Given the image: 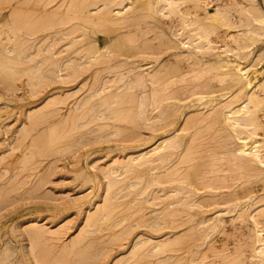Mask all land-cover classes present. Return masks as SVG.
Listing matches in <instances>:
<instances>
[{
    "label": "bare ground",
    "instance_id": "6f19581e",
    "mask_svg": "<svg viewBox=\"0 0 264 264\" xmlns=\"http://www.w3.org/2000/svg\"><path fill=\"white\" fill-rule=\"evenodd\" d=\"M26 1V0H25ZM30 1H32V0H30ZM29 1V2H30ZM36 1V0H35ZM41 1H43V0H41ZM67 1V0H66ZM69 1V0H68ZM76 2H77V0H75ZM80 1V2H79ZM78 2L81 4V0H79ZM86 0H83V2L84 3H82V5L83 4H86V3H88L89 2V4H92V5H90V6H92L91 8H93L95 5L93 4L94 3V1L95 0H92L93 1V3H91L90 2V0L89 1H87V2H85ZM99 1H101V3H103L104 1L103 0H99ZM108 1V0H107ZM106 1V3H105V6L103 7L102 6V9L100 8V10H97V11H99V12H96L95 10H93V11H95V13L94 14H96L95 16H93L92 17V15L90 14V13H88L86 16H84V14H85V12H82V14L80 13V15H81V17H80V15H79V13L78 12H80L79 10H78V12L77 11H75L74 10V12H77L76 13V15H79L78 17H80L82 20H86V21H94L95 19H97L98 21H100V22H102L103 24L105 23L106 25H110V24H116L117 26H118V24H119V26H120V24H122L124 21H127V22H124V23H127V25L128 24H130L129 23V21H130V19H129V17H128V19L127 20H125L126 19V15H127V12L129 13V11L130 12H132L131 11V9H133V10H138L139 8H138V6L136 5L137 3H134L132 0H129V2L132 4L130 7H127L126 6V4L124 5V4H122V2L123 3H125L123 0H122V2L121 3H119L120 2V0L118 1V0H110V1H108L107 2ZM118 1V2H117ZM23 2H24V0H23ZM46 2V4L44 3V6H45V8L46 7H48V5L50 6V5H52V3H54L55 4V2H54V0H46L45 1ZM58 2H60V1H58ZM62 2V1H61ZM76 2H74V4H72V5H75L76 6ZM98 1L96 0V3H97ZM27 3V2H26ZM31 3V2H30ZM37 4H40V3H43V2H40V0L38 1V2H36ZM62 3H64V2H62ZM66 3V2H65ZM76 3V4H75ZM129 3V4H130ZM148 3V5H146ZM147 3L145 4L146 6H145V8H144V6H141L140 5V10L142 11L143 9V12L144 11H151L152 13L154 12V11H156V9H157V11H160L161 10V7L163 6H165V4L167 5V6H169L170 8L171 7H174V6H176L177 7V5L179 6L180 4L181 5H183L184 3H186V7H190V11L189 12H186V13H183L182 14V18H183V20H184V23H182L181 25H179L178 27L179 28H174V27H172V26H170L169 27V29H167V30H170L169 32H170V35H171V37H173V40L174 41H172L174 44H172L171 45V40H172V38H170L171 40H170V43L168 42L167 44H170L171 45V48H175V49H183V50H185L186 52H187V54H185V55H179V56H181L182 58H183V60L184 61H186L187 62V64H189L188 66H189V68L187 69L185 66H183V64H184V62L183 61H175L176 63H177V66H176V68H174L175 69V72H174V74L172 73V76H170V77H166V76H164V75H162V74H164L165 72H162L160 69L162 68V70L164 69L165 71H167L166 69H167V67H166V65L164 66V67H162L161 65H160V67L161 68H153V69H148V67L147 68H144L143 67V65H141V64H138V63H131L132 62V60L131 61H129L128 62V60H125L124 61V59H123V61H120V60H118L119 61V64H120V66H127V65H129L130 66V68H132V69H129V71H130V73L132 74V79H130V81L127 83V84H125V85H123V87L121 88V87H117L116 89H114L115 91H111V93H110V91L108 90V89H112L114 86H115V84H117V83H120V82H123L122 80V77L123 76H125V74L122 76L121 75V77H120V75H118L117 73H118V69L116 70V72L114 71L116 68H118V67H116L115 69L113 68V66L112 65H110V62L111 61H109V60H113L112 58H116V57H113V56H115L116 54H118L119 55V53H120V51H118L119 49L117 48L118 47V44H119V37L118 38H116V39H114L115 40V44H114V46H117L115 49H112V48H114V47H112L111 48V46L113 45H111V43H113V42H111L110 41V47H108V46H103L104 47V52H105V54H104V52L102 53V48H100V49H98V47H99V43L97 44V45H95L96 43H91V41H90V43H88V42H86L85 43V41L86 40H82L81 39V41H80V39L79 38H82V36H84V38L83 39H88L89 38V40H91L90 39V36H88V33L87 32H89V31H87L86 32V30H87V28L85 29L84 28V26H83V28H82V25H85L86 24V22H84L83 21V23H79V24H73V25H71V27L70 28H67V27H65V29H64V27L62 26V25H65L66 23H72L73 21H75L73 18H72V22H71V20H69V17H67L66 18V20H64V17H66L67 15V13L70 15V14H72V8L70 9L69 8V5L71 4V2H69V5H67V3H66V5H67V10L66 9H63V10H59V9H55V10H46V9H44V11H45V13L43 12V14L42 15H39V16H41V18L39 17V16H37L36 14H37V12L35 11H32L34 8H33V6H31L32 7V9H31V7L29 8V10L31 9V14H33V15H35V16H37V18H34L35 20H33L32 22H29V18L31 19V17H29L28 18V20L26 19V18H24L25 17V13L23 14L24 15V17H22L21 15H19V12H17L16 11V9H17V7L15 8V10H14V7H13V11L11 12V15L9 16L10 18L8 19V23H7V25L10 23H12V26H15V27H12L11 25H9V26H11L13 29L11 30L10 29V31L12 32L11 34L13 35V33L15 34V36H16V39H14L15 38V36H10L11 37V40H12V42H11V40H9L10 38H9V35L7 36V37H4L3 36V29L6 27L5 25H4V28H3V24L1 25L2 26V31L0 30V32H2V35H1V37H0V39L2 38V36H3V38L0 40V41H5L6 43H8L7 42V40H9L10 41V44H7V45H11V46H6V44H4L5 42H0L1 43V45L3 44V45H5L6 46V49H7V51L5 50L4 52H7V53H9V54H7V53H4L5 55H7V56H3L4 54H3V52H2V54L3 55H1V53H0V66H1V69L3 68L4 70H5V68H6V70L8 71V69H7V67L8 68H12L13 67V65L11 64V63H17V64H19V59H18V61H16V59H17V57H22V54L21 53H23V51H22V46L24 45L22 42L23 41H25L24 39H21L22 38V36H24V35H30L31 33H25V32H27V31H24V30H28V31H30V32H32V34H31V36H34V35H37V34H39L38 32H43V36H41L40 37V39L39 40H37V38H36V41H38V43L39 42H41L42 43V41H43V44H45L44 42H46V40H50L51 42H53V43H49L48 44V47L46 48L45 47V45L44 46H42V48H41V45L39 44V46H40V48H38L37 50H39L41 53H42V49L45 47L47 50H46V52L48 53V55H46L45 54V52L43 51V53L45 54H42L43 56H45L44 58H43V56L41 55V53H40V55H38L39 53L37 52V55H35L37 58H38V56H42V58L44 59V62L46 61L47 63H48V66H47V64H46V66H47V68L45 69V71L46 70H48V72H46V73H49L50 75H51V71L54 69V68H56L57 66H53L54 64H57L58 62H56L57 61V59H58V61H61L62 60V62H61V64H60V62L57 64V65H59L58 66V69L59 70H57L58 72H57V75L55 74V72L54 71H52V75H53V77H55L56 79L54 80V78L53 77H51L50 75V77H48V80L50 79V81L51 82H54V81H58V83L57 84H59V82L60 83H62V84H64V83H66V84H68L67 82H69V83H73V82H77L78 81V79L82 76V74H85L84 73V70L85 71H88V67H89V69H91V66L93 67V65L95 64V65H98V63H102V64H106V63H109L108 65H110V66H107L106 65V67L104 68V69H102V71H100L102 74H104L103 73V71L106 69V70H109V71H111V73H112V70H113V73H116V74H114L115 76H119V78H112L111 79V82L112 83H110V82H107L108 80H103L102 78H101V76H103V77H106V76H104V75H101L100 74V72L99 71H97V72H99L98 74H97V72L96 71H94V72H96V73H94V74H96V75H98L99 76V74L101 75V76H99V78H98V76L96 77L95 75V78H93V80H94V82L92 83V85H91V90H93V91H89V92H92L91 94H89V93H87V94H89L88 95V98H86L87 100L88 99H92V97H94L93 99H94V101L95 100H97L100 96V98H99V102H97V103H94V104H92V102H94V101H92V102H90L92 105L89 107V106H87L88 104H90V103H88V104H85L87 107V109H85L86 111L84 112V110H83V108H82V110H83V112H81V111H79V110H81L80 108L83 106H81L80 108H78V106H79V102H76V103H78V104H76V106L74 105V107L75 108H77V109H73V111H71L72 110V107H71V110L69 109V111H70V115H67V117H63L64 119L61 121V122H63L62 123V128H59V130L61 129H64V123H66L67 125H68V123L67 122H69V123H71V127L69 126V130L71 131H74V130H78V129H80V132H79V138H83V137H85V136H87L88 134L90 135L92 132L94 133V134H96L95 135V137H97V136H100V134H99V132L101 133V134H103L104 132H106L105 130V128L106 127H108L109 125H111V123L110 124H105V125H98V126H96V127H98L97 129H99V131L98 130H96L95 131V129L94 128H92L91 126H90V124H93V121H95V120H97L98 122H100L99 120H105L104 122H106V121H108V119L111 121V120H113L112 122H113V124L112 125H114V123L117 121V123L118 124H120L121 122H129V123H132V124H134V126L136 127V125L138 124V123H142V121H144L145 123L143 124V125H146L147 123L148 124H150L151 125V123H150V121L151 122H153V121H155V124L157 125L158 123L160 124V121H161V124H162V121H164V122H168V121H165V119L168 117V115L169 116H172V125L171 126H173L174 124H175V122H176V115L177 114H179V113H183V108H184V106H183V108L181 109L180 108V103L182 102V101H180L181 100V97H180V100H179V96L176 98L175 96H177L179 93H178V90H174V86L176 85V83H177V85H178V83H180V82H177L179 79L182 81L183 79H185L184 78V74H186V78L190 75V76H192L193 75V77L191 78L190 76V78L191 79H200V78H202L203 76H204V74L205 73H207V72H214L213 74L215 75V77L216 78H218V76H221L220 77V79H221V84H223V82L224 83H226V85L228 86V90L229 91H227V92H225V93H223L222 95H221V98H218V99H220V100H218L217 98H215L216 100H218V101H215V102H212V105H208L209 104V101H207V100H204L207 96H205V97H203L202 95H201V97H197V99H195V100H198V102H200V106L201 107H203V109H205V108H208V106H210V110L208 111V113L206 112V114H203L204 112L203 111H201V110H199V109H201V108H199L198 109V107H200L199 106V103H198V106H196L195 108H194V106L193 107H190V108H193V109H195V111H200V112H195V113H192V114H188L187 116H186V120H184L185 122L183 123V125L180 127V128H174L175 130H173V131H171L172 133V136L169 134V135H166V134H168V132L166 133V132H164L165 133V137H163L162 139H160V140H158V141H156V142H154V143H151V144H149L148 142H150V141H148L147 139H144L143 137L144 136H147V135H142L141 133H138L137 134V136H143L142 138L144 139H140L139 141H136L137 143L139 142V143H141L140 141H142V145H144L145 146V144L147 143V144H149L148 146L146 145L144 148H142V147H140L141 149L140 150H136L135 151V149H134V151H129L126 155H123L122 157L121 156H113L112 158L110 157V156H107V157H110L111 158V160L109 161V162H107L108 164L106 165H104V167L102 166V168L101 167H99L100 169H101V172H102V178H104L103 180L105 181V196L103 197V200L102 201H100V202H98V203H94V204H92L91 203V205L87 208V210H86V214H87V216H86V223H85V226H84V228H85V230L87 231V229H92V228H94L95 226L98 228L97 229V231L99 230V228L102 230V226H101V223H102V221L104 220V222L106 223V221H108L109 222V220H111V223L109 224V226H108V228L107 229H109L110 231H112L111 233H112V239H109L110 240V242H115L114 240H117V239H119V238H121V236L122 237H124L123 236V234H125V235H130L131 233V231L132 230H134V229H132L133 227H134V225H131V224H127V225H124V223L126 224V221L129 219L128 217L130 216V214L132 213V212H134V208H132L131 210H132V212L129 214V216L127 217H124V218H120V220H119V218H118V220H115V218H116V216L114 217V211H117V210H115V209H113L114 208V206L116 207L117 205H118V203H115V204H117V205H114V200L117 198V202H119V199H118V195L121 197V193L123 192V190H125L126 191V189H125V187L123 186L124 184H125V182L129 179V180H131L132 178L130 177V175L132 174H143L142 172H144L145 171V169H146V166H151L149 169H150V171H152V173H153V177L151 176V178L149 177V180L150 181H153V184L156 182H158V183H160V182H165V184H170V183H172V193L171 192H169V190H167L168 188H165L166 189V191H168L169 193H171V195L170 194H168V193H160V195L161 194H164L163 195V197L165 198L166 197V199H165V201L166 200H170V199H167L168 197L169 198H172V201L171 202H169V203H167V201L164 203V204H167L166 206H164V209L161 211V210H157V211H160V212H157V211H155V212H153V213H150L151 215L150 216H152V219L150 220V216L149 215H145L146 217H148L149 216V218H146L145 216L144 217H139L142 221H144V222H140V220H139V222L136 220V219H138V217L136 218L135 217V220L137 221V222H135L136 223V225H137V227L138 226H141V224H142V226H145V225H147V226H151V227H155V229H153V231L154 230H156V232L159 230H165L166 228H168V229H180V227H182V226H184V224L186 223H183V222H180V221H178V220H176L175 219V217L177 218V217H180L181 215H182V213H184L183 212V210L181 211V208H179L180 207V205H181V207L183 208V207H185L186 209H189L188 211H186L187 212V215L189 216V217H191V216H194V214H192L191 213V209H193V211L195 210V208H197L195 211H194V213H195V216H199V217H204V220H200V222H199V224L196 226V227H189L188 229H187V233H194V236L196 235L195 234V230H197L198 231V226L200 227L201 225V228L199 229V231L201 232H196L197 233V235L200 233V237L201 238H203V239H205L204 241L206 242V243H204V244H207V245H209L210 243L208 242V239H209V237H211V236H209L211 233H213V231H215L216 230V233H217V229H218V227L221 225V227H222V224L223 223H225V222H223V217H224V215H223V212H224V209H221V208H224L223 206H224V204H229L230 202H234V203H236V201L239 199V195H238V193H236V192H233V193H229L228 195L225 193H222V194H220V193H214L213 192V190H215L216 191V188H217V190H218V188L219 187H223L224 185H221L220 183L223 181V183L225 182V183H229V181H226L225 180V178H223V176H221V178H222V180H221V182H219V178H220V176L218 177H215L214 179H216L217 178V182L219 183V187H218V185H216L215 184V182L216 181H214V182H212L211 181V179L209 180V178H211V177H207L209 174H213V173H215L217 170H214L213 171V173H206V172H204V171H198V167H196V164L194 165H190L189 163L192 161V159H191V161H190V157H191V155H194L195 156V154H193L194 152H193V150L192 149H195L196 148V146L194 147V148H192L193 147V145H195L198 141V137L196 138V136H198L200 133V131H202L205 127H203V129L201 130H198L200 127L199 126H203V125H201V124H203L204 123V121H206L207 119H208V117H211V119H212V123L211 124H214V126L213 125H211L210 124V121H209V126H207L206 128H207V130H208V127H210V126H213V127H218V124L219 125H221V127L222 128H220L221 130H223V132L222 131H217V133L216 134H222V136H223V134L225 133L226 134V132H227V138L228 137H230V139L231 140H234L233 142H239V141H241V140H243V139H245V138H248V140H246L247 141V143H242V142H240L242 145H238V148H236V149H234V150H231L232 149V147L234 146L233 144V146H229V148H231L230 149V154H232V155H229V156H234L233 158H234V160H231V163H232V161H234V163H232V166L235 164V167L236 168H238V170L239 169H243V170H246V169H248V168H250L251 167V169L253 168L255 171H259V172H264V144L262 143V142H259V141H257V140H253V138H258V136H259V130L260 129H264V124H262L261 123V121H260V116H259V114H258V112L259 111H262V113H261V117L262 118H264V96H262L261 94H260V91L261 90H263L264 91V69H262V68H260V69H262V70H259V71H254L253 69H254V67L257 65V64H260V63H257L256 64V59L258 60V58H260L259 56H261V54H262V52H258V54H257V56L256 55H253V49L252 48H254L253 46H252V48H251V45H253L254 43V41L252 42L250 39H252V40H256V41H259V40H257V37L258 38H261L260 40L262 41V40H264V0H191V4L190 5H188L187 4V2L184 0V1H182V0H149V1H147ZM32 4V3H31ZM35 5V2H34V5L35 6H38V5ZM57 4V3H56ZM55 4V5H56ZM100 4V3H99ZM98 4V5H99ZM104 4V3H103ZM114 4L115 5H118V7L119 6H121L119 9L120 10H116L115 11V9L114 8H112V7H114ZM164 4V5H163ZM28 5H29V3H28ZM40 5H42V4H40ZM59 5H60V3H59ZM65 4H64V6H66ZM98 5H96L95 7H94V9L95 8H97V6ZM23 6V5H22ZM30 6V5H29ZM44 6H42V8H44ZM54 6V5H53ZM52 6V7H53ZM60 6H62V5H60ZM78 6L80 7L81 5H79L78 4ZM84 6V5H83ZM86 6V9H89L88 8V6L87 5H85ZM89 6V7H90ZM100 6V5H99ZM82 7V6H81ZM80 7V8H81ZM101 7V6H100ZM115 7H117V6H115ZM180 7V6H179ZM183 7H184V5H183ZM37 8V7H36ZM39 8V7H38ZM42 8H41V10H42ZM51 8V7H50ZM56 8V7H55ZM59 8V7H58ZM60 8H62V7H60ZM64 8V7H63ZM80 8H78V9H80ZM84 8V7H83ZM130 8V9H129ZM165 8V7H164ZM68 9H70V10H68ZM73 9H74V7H73ZM76 9H77V7H76ZM82 9V8H81ZM86 9H85V11H86ZM98 9H99V7H98ZM129 9V10H128ZM180 9V8H179ZM230 9H236L237 11H239L240 12V15H242L241 16V20L238 22V21H236V20H234V19H231V18H229V13L231 12L230 11ZM22 10V9H21ZM38 10V9H37ZM66 11H67V13H66ZM68 11H72L71 13H69ZM82 11V10H81ZM92 11V10H91ZM93 11H92V14H93ZM136 11L134 12H132L133 13V16H134V14L136 13ZM157 11H156V13H157ZM161 11H163V9L161 10ZM24 12H29L28 10H26V11H24ZM89 12V11H88ZM125 12V13H124ZM142 12V13H143ZM64 13H66L65 15H64ZM114 13L116 14L117 13V16H114ZM141 13V12H140ZM140 13H139V15H140ZM158 13H161V12H158ZM157 13V14H158ZM21 14V13H20ZM30 14V12H29V15H27V16H30L31 15ZM130 15H131V13H129ZM128 14V15H129ZM168 14V13H167ZM54 15L55 16H60L58 19H57V17H56V21L54 20ZM73 15H75V14H73ZM163 15H165V14H163ZM32 16V15H31ZM34 16V17H35ZM143 15L141 14V17H142ZM149 16V15H148ZM39 17V18H38ZM54 17V18H53ZM71 17H72V15H71ZM74 17V16H73ZM84 17V18H83ZM117 17V18H116ZM135 17H136V14H135ZM135 17H134V20H136L135 19ZM138 17V16H137ZM156 17V16H155ZM33 18V17H32ZM75 18H76V16H75ZM132 19H131V24H133L134 22H136V21H132L133 20V17H131ZM138 18H140V17H138ZM146 17H144L143 16V19H145ZM148 18H151V17H147L146 19H148ZM222 18H224V20L222 21ZM80 19V20H81ZM151 19H154V18H151ZM219 19H221V21L222 22H219ZM32 20V19H31ZM30 20V21H31ZM77 20V19H76ZM96 20V22H98ZM218 20V21H217ZM239 20V19H238ZM10 21V22H9ZM78 21H79V18H78ZM212 21H216V23H218V24H216L215 25V27L217 26V28H216V30L217 29H219L218 28V25H222L221 23H223V22H225V23H228L227 25H229V28L228 29H230V30H232V29H236V31H237V34H234V35H230V37H240V39H242L243 38V40L244 39H249L248 40V43H246V42H244V44H243V46L240 48V51L239 52H237L236 50H234L233 48H230L229 46H227L226 44H224V43H222V42H220V41H218V40H216L217 38L215 37V36H217L218 34H216V33H218L215 29H214V26L212 25V23L214 24V22H212ZM54 22V23H53ZM56 22V23H55ZM65 22V23H64ZM76 22V21H75ZM89 22V23H90ZM95 22V21H94ZM172 22V21H171ZM13 23H15L16 25H14ZM19 23H22V24H24V25H22V24H20L19 25ZM26 23V24H25ZM108 23V24H107ZM234 23H248L249 24V26H250V28H247L246 30H244V31H242L241 29H239V27H240V25H235ZM6 24V23H5ZM17 24L20 26H17ZM69 24H66V25H69ZM93 24V23H92ZM92 24L90 25V26H92ZM96 23H94V25H95ZM104 24V25H105ZM130 24V25H131ZM136 23H134V25H135ZM60 25L63 27H60ZM87 25V24H86ZM93 25V27L95 28V27H97V25H102L101 23L100 24H96L95 26ZM114 25H111V26H113V27H117V26H114ZM137 25H139L138 23H137ZM213 27V28H211V26ZM89 26V25H88ZM88 26H85V27H88ZM118 26V27H119ZM123 26V25H122ZM121 26V27H122ZM124 26H126L125 24H124ZM132 26V25H131ZM131 26H130V29L129 30H132V28H131ZM8 27V26H7ZM11 27H9V28H11ZM17 27H19L18 29H17ZM59 27V28H58ZM69 27V26H68ZM81 27V28H80ZM100 27H102V26H100ZM100 27H97L98 29L100 28ZM105 28H110V27H106V26H104ZM133 27V26H132ZM135 27H137V26H135ZM134 27V28H135ZM138 27H140V26H138ZM137 27V28H138ZM177 27V26H176ZM209 27H210V29H209ZM220 27V26H219ZM245 27V26H244ZM88 28H90V27H88ZM97 28L95 29V30H97ZM103 28V27H102ZM173 28V29H172ZM22 29H24V30H21ZM91 29V28H90ZM101 29V28H100ZM127 29V31H129ZM158 29V28H157ZM156 29V30H157ZM209 29V30H208ZM213 29L216 31V35L213 33L214 31H213ZM9 30V29H8ZM17 30L18 31H21V33L24 31V35H21V38H20V36H19V38H18V36H17ZM40 30V31H39ZM42 30V31H41ZM89 30V29H88ZM120 30H123V29H120ZM181 30H185V33L184 32H181ZM10 31L8 32V33H10ZM77 31H82V34H80L79 33V35H76L78 32ZM101 31V30H100ZM106 31V30H105ZM105 31H101V32H103V33H105ZM108 31V30H107ZM113 32L114 33V31L113 30H109V32ZM117 31H119L118 29H117ZM126 31V32H127ZM212 31V32H211ZM229 31V30H228ZM93 33H95L94 31H92ZM97 32V31H96ZM116 32V31H115ZM121 32V31H120ZM120 32H118V33H120ZM123 32H125V31H123ZM159 32H161V31H159ZM20 32H18V34H19ZM76 33V34H75ZM92 33V34H93ZM107 33V32H106ZM106 33L104 34V35H106ZM163 33H165V32H163ZM72 34H75V36L76 37H74L73 36V38L71 37L72 36ZM98 34V33H97ZM102 34V33H101ZM112 34V33H111ZM130 34V33H129ZM129 34H127L128 36L126 37L125 36V38H123L124 40H123V42L121 41L120 43L122 44L121 45V47L125 50V49H127V47H125L124 45H125V43H124V41L127 39V38H129L130 37V39L131 40H134L133 39V37L135 36V34L134 33H132L133 35V37L130 35L129 36ZM165 34H167V33H165ZM42 35V34H41ZM71 35V36H70ZM90 35V34H89ZM94 35V34H93ZM110 36V33L108 34L107 33V36ZM113 35V34H112ZM118 34H116L115 36H117ZM123 35V34H122ZM122 35H120V37H122ZM124 35H126V34H124ZM98 36V35H97ZM165 36H167V35H165ZM12 37H13V39H12ZM27 37V36H26ZM39 37V36H38ZM71 37V38H70ZM99 37V36H98ZM124 37V36H123ZM137 37V36H136ZM164 37V36H163ZM167 37H169V36H167ZM166 37V38H167ZM255 37V38H254ZM18 38V39H17ZM25 38V37H24ZM31 38V37H30ZM92 38V37H91ZM109 38V37H108ZM113 38V37H112ZM216 38V39H215ZM254 38V39H253ZM35 39V38H34ZM33 39V40H34ZM79 39V40H78ZM111 39V38H110ZM168 39V38H167ZM19 40H23L22 42H19ZM29 40V39H28ZM113 40V41H114ZM121 40V39H120ZM131 40H129V41H126V44L128 45V42H130ZM30 41H32V40H29V42ZM63 41H65V43H67V45H65V46H67L68 47V44H71V45H69V46H72L71 48H73V47H75V46H77V45H79L78 47H76V49L72 52V53H74L75 54V56H72V55H74V54H71L70 52H69V54L70 55H65L64 56V53L62 52V51H60V50H62V49H64L65 50V48L66 47H64V46H62V47H64V48H62V49H60V50H54V49H56V46H59V43L61 42V43H63ZM88 41V40H87ZM167 41V40H166ZM246 41V40H245ZM26 42H27V44H28V41H27V39H26V41H25V45H26ZM84 42V43H83ZM93 42H95V41H93ZM135 43H136V41H134ZM133 41L132 42H130V43H132V46H133V43H134ZM138 42V41H137ZM253 44H252V43ZM23 45H22V44ZM65 43H63V44H65ZM104 43V42H103ZM134 43V44H135ZM245 43L246 44H248V45H245ZM257 43V42H256ZM22 46H21V45ZM33 45H31L30 44V46H31V50L33 49L32 48V46H37V45H35L36 44V42L35 43H32ZM57 44V45H56ZM124 44V45H123ZM251 44V45H250ZM0 45V47H3V45L1 46ZM56 45V46H55ZM92 45H93V48L95 47L97 50L94 52L92 49H91V47H92ZM95 45V46H94ZM120 45V44H119ZM126 45V46H127ZM129 45H131V44H129ZM140 45V44H139ZM144 46L143 47H147L148 46V44H147V46H145L146 44H143ZM150 45V44H149ZM26 46H29V45H26ZM24 47V48H26L27 50H28V48L27 47ZM38 46V47H39ZM61 46V45H60ZM132 46H130L131 48H132ZM135 46V45H134ZM152 46V45H151ZM55 47V48H54ZM101 47V46H100ZM143 47H139L140 49L137 51V52H139V54H138V56L139 55H141V56H143V55H145V54H143L142 55V50L143 51H146V52H144V53H147V51L149 50H147V49H145V48H143ZM150 47V46H149ZM148 47V48H149ZM51 48V49H50ZM57 48H59V47H57ZM70 48V47H69ZM70 48V49H71ZM95 48H94V50H95ZM120 48V47H119ZM128 48H129V46H128ZM2 49V48H1ZM5 49V48H4ZM24 50V52L25 51H27V50ZM29 49H30V47H29ZM36 48L34 47V50H35ZM68 48H66V50H67ZM70 49H68V51H70ZM117 49V50H116ZM137 49V46L136 47H134V49H130V51H128V52H132L133 50H136ZM145 49V50H144ZM31 50H28L29 51V53H30V51ZM33 50V51H34ZM36 50V51H37ZM42 50V51H41ZM72 50V49H71ZM114 50H116V51H118L117 53L114 51ZM120 50H122L121 48H120ZM153 51H154V49H152ZM246 50V51H245ZM2 51V50H1ZM32 51V52H33ZM67 51V52H68ZM94 53H93V52ZM263 54H264V48H263ZM21 52V53H20ZM58 52H60V53H58ZM66 52V51H65ZM122 52H124V54H123V56L125 55V56H127V54H129V55H131V53H128V52H125V51H122ZM133 52H136V51H133ZM132 52V53H133ZM140 52H141V54H140ZM149 52V51H148ZM150 52H151V48H150ZM149 52V54H151ZM180 52H182L181 50H180ZM11 53H13V55H11ZM15 53V54H14ZM36 53V52H35ZM34 52L33 53H30V54H26L27 56H31L32 55V57H34V55L33 54H35ZM62 53H63V56H64V58L63 59H59L58 57H57V59L56 60H54L55 58L54 57H56V55L57 54H61L62 55ZM153 53H155V52H153ZM152 53V54H153ZM121 54V53H120ZM135 54H137V53H135ZM134 53L132 54L133 56L135 55ZM145 55V56H143L142 58L143 59H147L148 60V58L150 57V55ZM256 54V53H255ZM25 55V54H24ZM23 55V56H24ZM250 55V56H249ZM58 56V55H57ZM117 56V55H116ZM120 56V55H119ZM133 56H131V57H133ZM136 56L137 55H135L133 58H136ZM138 56H137V58L136 59H138ZM149 56V57H148ZM3 57V58H2ZM25 57V56H24ZM32 57L30 58V62L32 61L31 59H32ZM39 57V58H40ZM59 57H61V56H59ZM118 57V56H117ZM121 57H122V54H121ZM130 57V58H131ZM255 57V58H254ZM28 58V57H27ZM37 58H33L34 60V62H37L38 60H36ZM42 58H40L39 60H43ZM118 58H120V57H118ZM126 58H128V57H126ZM180 58V57H179ZM13 59V60H12ZM21 59V58H20ZM24 58L22 57V59H21V62H20V64H23V62L25 61V60H23ZM29 59V58H28ZM145 59V60H146ZM244 59L246 60L247 59V61H248V63L245 65V61H244ZM14 61V62H12V61ZM23 60V61H22ZM80 60H82L83 62H79ZM117 60V59H116ZM144 60V61H145ZM249 60H250V62H249ZM11 61V62H10ZM26 61H27V59H26ZM25 61V62H26ZM114 61V60H113ZM134 61V60H133ZM140 61V60H139ZM156 61H157V59H156ZM254 61H255V63H254ZM24 62V63H25ZM28 62V61H27ZM30 62H29V64H30ZM33 62V63H34ZM44 62H40V66H42L41 64H44ZM45 62V63H46ZM117 62V61H116ZM135 62V61H134ZM141 62V61H140ZM146 62V61H145ZM158 62V61H157ZM156 62V63H157ZM15 63V64H16ZM142 63H144V62H142ZM150 63V62H149ZM25 64H28V63H25ZM35 65L36 64H38L39 65V63H34ZM113 64H115V63H113ZM45 65V64H44ZM90 65V66H89ZM169 65V64H168ZM179 65V66H178ZM199 66V68L198 69H195L196 67L195 66ZM262 65V64H261ZM17 66V65H16ZM27 66H29V65H27ZM33 67H34V65H32ZM53 66V67H52ZM119 66V67H120ZM122 66V67H123ZM170 66V65H169ZM197 66V67H198ZM30 67V66H29ZM37 67H39V66H37ZM121 67V68H122ZM151 67V66H150ZM166 67V68H165ZM171 67H175L174 65H171ZM35 68H36V66H35ZM96 68V67H95ZM95 68H93V69H95ZM102 68V67H101ZM113 68V69H112ZM169 69H172V68H170V67H168ZM186 68V69H185ZM1 69H0V72H1ZM17 69H18V67H17ZM16 69V70H17ZM30 69V68H29ZM43 70L44 68H43V66L39 69H37V75L36 76H38V75H40V78L41 77H43L42 76V71L41 72H39L38 70ZM124 69H126L125 67H124ZM124 69H122V70H124ZM178 69H181L180 70V73L182 74V73H184V74H180L179 72V74H180V76H178L177 75V71H178ZM184 69V70H183ZM256 69H259V68H256ZM19 70V69H18ZM21 70H22V68H21ZM20 70V71H21ZM31 70H32V68H31ZM35 70L36 69H34L33 71H34V73L32 72V75H35ZM6 71V72H7ZM11 71V70H10ZM13 71V70H12ZM30 71V70H29ZM120 71V70H119ZM9 72V71H8ZM18 72V71H17ZM23 72H25V71H23ZM38 72L40 73V74H38ZM44 72V71H43ZM171 72H172V70H171ZM216 72V73H215ZM218 72H220L219 74H218ZM5 72H3V74H4ZM10 73V72H9ZM8 73V74H9ZM13 73V72H12ZM31 73V72H30ZM29 73V74H30ZM45 73V72H44ZM93 73V72H92ZM112 73V74H113ZM121 73V72H120ZM124 72H122V74H123ZM168 72H166L165 74H167ZM169 73H170V70H169ZM169 73H168V75H169ZM2 74V75H3ZM18 74H19V72H18ZM18 74H15V76L16 75H18ZM55 74V75H54ZM110 74V73H109ZM112 74H110L111 76H113ZM127 74H129V72L127 73ZM7 75V74H6ZM5 75V76H6ZM10 75V74H9ZM27 75V74H26ZM31 75V74H30ZM48 75V74H47ZM90 75H91V73H90ZM130 75V74H129ZM129 75L127 76H125V78H127V77H129ZM4 76V77H5ZM11 77H12V75H10ZM36 76H32L33 78H32V80L34 79V80H36ZM111 76H108V77H111ZM31 77V76H30ZM91 77V76H90ZM90 77H89V82H90ZM107 77V78H108ZM166 77V78H165ZM1 78V77H0ZM27 78H28V76H27ZM53 78V79H52ZM101 78V79H100ZM125 78H124V80H125ZM30 79V78H29ZM38 79L39 78H37V81H38ZM44 79H45V76H44ZM128 79V80H129ZM178 79V80H177ZM190 79V81L192 82V80ZM214 79V78H213ZM212 79V80H213ZM219 79V78H218ZM1 80V79H0ZM17 80V79H16ZM40 81H38V84H40V83H44V82H46L47 81V78L45 79L46 81H44V82H42L41 81V79H39ZM115 80V81H114ZM179 80V81H180ZM211 80V81H212ZM49 81V82H50ZM87 81V80H86ZM102 81V82H101ZM110 81V80H109ZM186 81V80H185ZM40 82V83H39ZM81 82V81H80ZM125 82V81H124ZM182 82H184V80L182 81ZM190 82V83H191ZM210 82V81H209ZM219 82V81H218ZM219 82V83H220ZM29 82H27V84H28ZM33 83V82H32ZM31 83V84H32ZM55 83V82H54ZM53 83V84H54ZM84 83V85H83V87H86V89H87V86L85 85V84H87V83H85V82H83ZM82 83V84H83ZM110 83V84H109ZM189 83V84H190ZM196 83V82H195ZM37 84V83H36ZM35 84V86H38V85H36ZM45 84V83H44ZM51 84V83H50ZM65 84V85H66ZM123 84V83H122ZM29 86H31L30 84H28ZM27 85V86H28ZM32 85H34V83L32 84ZM78 85V84H77ZM76 85V86H77ZM88 85V84H87ZM104 85H106L105 87H106V90L105 89H103V87H104ZM193 85H195V84H193ZM199 85V84H198ZM26 86V87H27ZM82 86V85H81ZM117 86H119L118 84H117ZM149 86H151L152 88H151V90H150V93L148 92V94H147V92H145V91H143V94H142V96L139 98V97H137V95H134L135 93H134V91H135V89H137V90H141V89H147V87H149ZM83 87H81V88H83ZM116 87V86H115ZM186 88L187 89V87L188 86H183V88ZM192 87V86H191ZM191 87H188V89L189 88H191ZM196 87H198V86H196ZM195 87V88H196ZM230 87V88H229ZM10 89H11V87H9ZM13 88V87H12ZM15 88V87H14ZM18 88V87H17ZM28 88V87H27ZM42 88V87H41ZM46 88V87H45ZM74 88V87H73ZM80 88V89H81ZM184 88V89H185ZM4 89H6V88H4ZM19 89V88H18ZM32 89H34V88H32ZM32 89H30V90H32ZM69 89V88H68ZM78 89V88H77ZM77 89H76V91L75 92H78L77 94H79V92L81 91L80 89V91L78 90L77 91ZM85 89V88H84ZM83 89V90H84ZM149 89H150V87H149ZM182 88H180V90H181ZM185 89V90H186ZM187 89V90H188ZM17 90V89H16ZM39 90V89H38ZM70 90V89H69ZM67 91L66 93H63V94H53V95H51L47 100H45V102L43 103V104H41L40 106H38L37 107V104H36V107L37 108H32V109H29V110H26V112L24 113L25 114V116H24V118H26V120L23 122V126H21L20 128H21V130L23 129L24 130V128H25V126H27L26 128L28 129V125H31V126H29V129L27 130V129H25V132H26V130L27 131H29L30 130V128L32 127H35V125L38 123V122H41L40 121V119H43V118H41L43 115V117L46 119H48V116H49V112L48 113H44V111L46 110H48L47 108L49 107L50 109L51 108H55L56 106H57V104L56 103H58V102H62V99L64 100H66V101H64L63 103L64 104H66V103H68L67 102V98L69 97V98H71V95H74V94H71V93H73V91ZM193 90V89H192ZM8 91V90H7ZM12 91H13V89H12ZM11 91V92H12ZM62 91H63V89H62ZM61 91V92H62ZM109 91V94L107 93ZM183 91V90H182ZM29 92H32V91H29ZM36 92V89H35V91L34 92H32L30 95H32V94H34ZM57 91H55V93H56ZM82 92L83 91H81V94H82ZM88 92V91H87ZM136 92V91H135ZM13 93V92H12ZM39 93V92H38ZM37 93V94H38ZM186 93V92H185ZM184 93V94H185ZM213 93V92H212ZM42 94V93H41ZM43 94H44V92H43ZM77 94H75V95H77ZM103 94V95H102ZM50 95V94H49ZM48 95V96H49ZM181 95H183L182 93H181ZM14 96V95H13ZM13 96H11V94H10V97H13ZM95 96H99V97H95ZM2 97V96H1ZM0 97V101L1 100H3L2 98ZM5 97H8V96H5ZM9 97V98H10ZM36 97V96H35ZM74 97V96H73ZM78 97V96H77ZM84 97V96H83ZM82 97V98H83ZM89 97H91V98H89ZM183 97V96H182ZM188 95H187V99H188ZM16 98H17V96H16ZM25 98V97H24ZM37 98V97H36ZM47 98V97H46ZM69 98H68V100H69ZM213 98V97H212ZM211 98V99H212ZM12 99V98H11ZM18 99V98H17ZM27 99V98H26ZM79 99H81V97L79 98ZM78 99V100H79ZM84 99H85V97H84ZM175 99H176V101H177V99H178V101H180V105L178 106L177 105V103H171L170 102V100L172 101V100H174L175 101ZM185 99H186V97H185ZM183 100V101H186V100ZM210 99V98H209ZM13 100V99H12ZM12 100H11V102H12ZM15 100V99H14ZM20 100V99H19ZM23 100H25V99H23ZM44 100V99H43ZM75 100H77V99H75ZM74 100V101H75ZM86 100V101H87ZM89 100V101H90ZM189 100V99H188ZM194 100V99H193ZM82 101V100H81ZM80 101V103H82ZM86 101H84V102H86ZM89 101H87V102H89ZM175 101V102H176ZM177 101V102H178ZM3 102V101H2ZM6 102H8V101H6ZM10 102V101H9ZM20 102V101H19ZM42 102V101H41ZM73 102V101H72ZM84 102L82 103V104H84ZM86 102V103H87ZM171 103V105L169 104V103ZM191 102V101H190ZM194 102V101H193ZM195 102H197V101H195ZM74 103V102H73ZM183 104L182 105H184V102H182ZM186 103H187V101H186ZM210 103H211V101H210ZM54 104H56V106H54ZM60 104H62V103H60ZM59 104V105H60ZM63 104V105H64ZM189 104V103H188ZM197 104V103H196ZM53 105V106H52ZM189 105H191V104H189ZM189 105H188V107H189ZM193 105V104H192ZM1 106H3V105H1ZM5 104H4V108H5ZM52 106V107H51ZM103 106V107H102ZM172 106H175L174 108H172ZM84 108H85V106H83ZM101 107V108H100ZM186 107V106H185ZM188 107H187V109H188ZM2 108V107H1ZM0 108V109H1ZM8 108V107H7ZM31 108V107H30ZM98 108H100V109H104V111H106V113L105 112H103V111H101L100 109V111L98 110ZM177 108V109H176ZM3 109V108H2ZM6 109V108H5ZM24 109V108H23ZM49 109V110H50ZM57 109V108H56ZM186 108H184V110H185ZM8 110H10V108L8 109ZM12 110V109H11ZM10 110V111H11ZM53 110V109H52ZM51 110V111H52ZM179 110H182L181 112L179 111ZM4 111V110H3ZM6 111H7V109H6ZM14 111V110H13ZM53 111H56L57 112V110H53ZM53 111H52V113H53ZM60 111V113H61V111H62V109L61 110H59ZM178 111H179V113H178ZM187 111V110H186ZM185 111V112H186ZM0 112H2V111H0ZM7 112H9V111H7ZM6 112V113H7ZM23 112V111H22ZM56 112H54L55 114H56ZM74 112V113H73ZM87 112V113H86ZM201 112H203V113H201ZM4 113V112H3ZM3 113H0V115H2ZM13 113V112H12ZM14 113H15V111H14ZM54 113H53V115H54ZM59 113V112H58ZM11 116H12V114L11 113H9ZM46 114V115H45ZM94 114H96L95 116H94ZM154 116H153V115ZM183 114H185V113H183ZM4 115V114H3ZM7 115V114H6ZM18 115V114H17ZM23 115V114H22ZM151 115H152V117H151ZM46 116V117H45ZM50 116H52V115H50ZM92 116L94 117L93 118V120H91L92 122H89V120L90 119H92ZM3 117V116H2ZM10 117V116H9ZM56 117H58V114L56 115ZM5 118V117H4ZM6 118H8V115H7V117ZM5 118V119H6ZM18 118V117H17ZM50 118V117H49ZM53 118H55V115L53 116ZM62 118V117H61ZM3 119V118H2ZM1 119V120H2ZM21 119V118H20ZM45 119H43V120H45ZM51 119V118H50ZM49 119V120H50ZM58 119H59V117H58ZM89 119V120H88ZM107 119V120H106ZM153 121H152V120ZM178 119V118H177ZM11 120V119H10ZM9 120V121H10ZM17 120V119H16ZM167 120H170L169 118L167 119ZM181 120H182V116H181ZM209 120H210V118H209ZM3 121V120H2ZM1 121V122H2ZM46 121V120H45ZM45 121H43V122H45ZM54 121H56V120H54ZM60 121V120H59ZM97 121H95V122H97ZM47 122V121H46ZM48 122H50V121H48ZM47 122V123H48ZM53 122V121H52ZM56 122H58V121H56ZM55 122V123H56ZM61 122H59V123H61ZM97 122V123H98ZM163 122V123H164ZM207 122V121H206ZM6 123V122H5ZM14 123V122H13ZM96 123V124H97ZM107 123H109V121L107 122ZM126 123V124H127ZM129 123H128V125H129ZM217 123V124H216ZM1 124V123H0ZM40 124V123H39ZM49 124V123H48ZM48 124H47V126H48ZM88 124H89V126H88ZM126 124L124 125L123 124V126H125L126 127ZM132 124H130V125H132ZM153 125H155L154 123H152ZM159 125L158 127H156V125L155 126H149V125H147V127L148 128H146V126L144 127V128H146V129H150L151 131L153 130V133L155 134V132L154 131H156L157 129H161V128H159V127H161L162 125ZM178 124V123H177ZM181 124V123H180ZM6 125V124H5ZM25 125V126H24ZM45 125V124H44ZM51 125H52V123H51ZM67 125L65 126V127H67ZM110 126V127H113V126ZM140 125V124H139ZM138 125V127L141 129L142 127L141 126H139ZM165 125V124H164ZM166 125H167V123H166ZM162 126V127H168V125L167 126ZM169 125H170V123H169ZM216 125V126H215ZM10 128H11V126L10 125H8ZM14 126V125H13ZM40 126H43L42 124L40 125ZM40 126H37V127H40ZM46 126V125H45ZM61 126V125H60ZM93 126V125H92ZM122 126V125H121ZM120 126V128L122 129L123 127H121ZM134 126H132V127H134ZM175 126V125H174ZM173 126V127H174ZM178 125H176V127H177ZM7 127V126H6ZM5 127V128H6ZM24 127V128H23ZM82 127H83V129H85V131H81V129H82ZM87 127H90V129L88 128V130L86 131V128ZM110 127H108V131H109V129H110ZM131 127V128H132ZM134 127V128H135ZM150 127V128H149ZM170 127V126H169ZM213 127H211V129H214ZM43 128V127H42ZM68 128V127H67ZM66 128V129H67ZM127 128V127H126ZM138 128V129H139ZM143 128V129H144ZM192 128H195L194 130H195V133H193V135H192V137H191V142H190V140L188 141L187 139H186V136H187V132L188 131H191L192 130ZM219 128H217V130L219 129ZM3 129V128H2ZM8 129V128H7ZM34 129V128H33ZM37 130H34V131H39V129L38 128H36ZM56 129L58 130V128H57V126H54V123H53V126H51V127H49V129L47 130V132L45 131H43L44 133L42 134V135H35L36 137L34 138V140L33 139H31V136H30V139H31V148H29L28 149V151L26 152H22L20 149H22V147L20 148V146H19V150H20V152H22V154L18 157V160H17V162L14 164L13 162H12V165L14 164L16 167H17V165H18V161L19 160H24V161H31V162H34V160H33V158H35V156L37 155V152H39V150H41L42 151V154L41 153H39V154H41V155H43V156H45L46 154H49V153H51V154H53V153H55L56 154V152L53 150V147H51L50 145L52 144L53 145V143L55 144L54 146H57L58 144V142H60L59 141V139H58V136L57 135H55V133H57L56 132ZM82 129V130H83ZM94 129V130H93ZM103 129V130H102ZM118 129H119V127H117V126H114V128L113 129H111L110 131H111V134H112V136H120L121 134H126L127 133V131L128 132H130L129 130H131L132 131V129H128V130H125L126 132H123L124 131V129H122L123 131H121L120 130V132H123V133H120L119 135H118ZM162 129H164V128H162ZM191 129V130H190ZM210 129V128H209ZM219 129V130H220ZM0 130H1V126H0ZM21 130H20V132H21ZM22 130V131H23ZM43 130H46V129H43ZM58 130V131H59ZM65 130V129H64ZM69 130H66L65 132L64 131H62V132H64V134L63 133H61L60 135L62 136V134H63V139H65V140H62L61 139V141H67L68 139H69V141H70V139L72 138H70L69 136H68V132H69ZM165 130V129H164ZM172 130V129H171ZM215 130V129H214ZM214 130H208L207 131V133L208 132H210V133H212V134H214V135H216L215 133H214ZM4 131H5V129H4ZM4 131H3V133H4ZM7 131H9V130H7ZM7 131H5V134L6 133H8ZM18 131H19V129H18ZM41 131V130H40ZM97 131H98V133H97ZM138 131V130H137ZM158 131V130H157ZM160 131V130H159ZM161 131H163V130H161ZM160 131V132H161ZM166 131V130H165ZM206 131V130H205ZM212 131V132H211ZM258 131V132H257ZM2 132V131H1ZM24 132V137H21V135L23 134L22 132V134L20 135V139H19V141L21 140V138H22V142L20 143V144H24V142H23V138H24V141L25 140H27V138H29V136H26V133ZM32 132H33V130H32ZM76 132V131H75ZM96 132V133H95ZM141 132V131H140ZM149 132V131H148ZM203 132H204V130H203ZM19 133V132H18ZM29 132H27V134H28ZM40 133V132H39ZM71 134L73 133V132H70ZM108 133V132H107ZM106 133V134H107ZM130 133H132V132H130ZM149 133H151V132H149ZM157 133V132H156ZM190 133V132H189ZM192 133V132H191ZM199 133V134H198ZM202 133V132H201ZM206 133V132H205ZM205 133H204V135H205ZM206 133V134H207ZM33 134V133H32ZM59 134V133H58ZM78 134V133H77ZM76 134V135H77ZM94 134H91V136L92 135H94ZM97 134H99V135H97ZM105 134V135H106ZM110 134V133H109ZM141 134V135H140ZM70 135V134H69ZM74 135V134H73ZM76 135H74V137L76 136ZM88 135V136H89ZM105 135L103 136L102 135V137H105ZM108 135V134H107ZM106 135V136H107ZM132 135V134H131ZM190 135V134H189ZM213 135V136H214ZM245 135H248L247 137L245 136ZM71 136V135H70ZM91 136H89V137H91ZM111 135H109L108 137H110ZM123 136V135H122ZM128 136V135H127ZM161 136V135H160ZM203 136V133L199 136V137H202ZM210 136V135H209ZM221 136V137H222ZM225 136V135H224ZM6 137V136H5ZM16 137H18L17 136V133H16ZM25 137H26V139H25ZM130 136H128L127 138H124L125 140H123V138H122V140L123 141H127L128 140V138H129ZM132 137H136V134H135V136H133L132 135ZM132 137H130V140H132L133 138ZM148 137V136H147ZM151 137H153V136H151ZM159 137V136H158ZM158 137H156V138H158ZM205 137H207V136H205ZM212 137V136H211ZM219 137V136H218ZM218 137L217 138H214L215 140L216 139H218ZM61 138V137H60ZM99 138H101V137H99ZM98 138V141H96V140H94V142H99L100 141V139ZM111 138H114V137H111ZM132 138V139H131ZM137 138V137H136ZM149 138V137H148ZM227 138H225L224 137V141L227 139ZM15 139V138H14ZM75 139V138H74ZM76 139H78L77 137H76ZM90 139V138H89ZM103 139V138H102ZM101 139V140H102ZM104 139H106V137L104 138ZM103 139V140H104ZM108 139V138H107ZM151 139V138H150ZM149 139V140H150ZM154 139V138H153ZM197 139V140H196ZM200 139H203V137L202 138H200ZM199 139V140H200ZM204 139H206V138H204ZM209 138H207V140H208ZM259 139V138H258ZM2 140V139H1ZM4 140V139H3ZM11 140H13V139H11ZM11 140H10V142H11ZM16 140V139H15ZM32 140H33V142H32ZM92 140V139H91ZM90 140V141H91ZM112 140V139H111ZM111 140L109 141L110 142V144H111ZM119 140V139H118ZM134 141H135V139H133ZM132 140V141H133ZM193 140H196L197 142H193V143H195V144H193L192 143V141ZM228 140H229V138H228ZM227 140V141H228ZM250 140H253L252 142L250 141ZM6 141V140H5ZM18 141V140H17ZM16 141V142H17ZM47 141V142H46ZM58 141V142H57ZM74 141H76V140H74ZM113 141V140H112ZM119 141H121V140H119ZM122 141V143H127V142H123ZM132 141H129L128 140V142H131L132 143ZM144 141V142H143ZM201 141V140H200ZM205 141V140H204ZM213 141V140H212ZM212 141H210V142H212ZM220 141H222V140H220ZM244 141V140H243ZM246 141H244V142H246ZM26 142V141H25ZM56 142V143H55ZM72 142V141H71ZM70 142V143H71ZM78 142H79V140H78ZM80 142H83V140L81 141L80 140ZM86 142L88 143V138H87V140H86ZM85 142V143H86ZM114 142V141H113ZM112 142V143H113ZM118 142V141H117ZM135 142V143H136ZM153 142V141H152ZM229 142H230V140H229ZM232 142V141H231ZM14 144H16L17 145V143H15V142H13ZM63 143V142H62ZM68 143V142H67ZM89 143H91V142H89ZM88 143V144H89ZM92 143H93V141H92ZM91 143V144H92ZM135 143H134V146H135ZM201 143V142H200ZM199 142H198V144L199 145H197V147H199L201 144H200ZM204 143V142H203ZM219 143V142H218ZM223 143H225V142H223ZM19 143H18V145H20ZM57 144V145H56ZM60 144V143H59ZM76 144V142L74 143V145ZM78 144V143H77ZM81 144V143H80ZM83 144V146H81V147H87L85 144H84V142L82 143ZM93 144H95V143H93ZM101 144H103V143H101ZM101 144H99V145H101ZM128 144V143H127ZM133 144V143H132ZM131 144V146H133ZM193 144V145H192ZM216 144V143H215ZM227 144V143H226ZM5 145V144H4ZM26 145H28V144H26ZM73 145V146H74ZM85 145V146H84ZM117 145H120L121 146V144H118L117 143ZM130 145V144H129ZM138 145L139 144H137V146L136 147H138ZM204 145V147L206 146L205 144H203ZM208 145V144H207ZM210 145V144H209ZM61 146V145H60ZM76 146V145H75ZM78 146V145H77ZM80 146V145H79ZM89 146V145H88ZM98 146V145H97ZM119 146V147H120ZM212 146V145H211ZM224 146V145H223ZM12 147H14V146H12ZM52 148V150L54 151V152H49V150L50 151H52L51 150V148ZM68 147V146H67ZM90 147V146H89ZM111 147H113V146H111ZM110 147V148H111ZM116 147H118V146H116ZM122 147V148H121ZM120 148L122 149V150H120V151H127V149H128V147H127V145L125 144V146H121ZM202 146H200V148H201ZM8 148H11V146H9ZM7 148V149H8ZM17 149H18V146L16 147ZM16 148H14V149H16ZM48 148H50V149H48ZM56 148V147H55ZM65 148V147H64ZM107 148H109V147H107ZM130 148V147H129ZM192 148V149H191ZM200 148H197V150H199ZM223 148H226V147H222L221 149H223ZM227 148H228V146H227ZM226 148V149H227ZM228 148V149H229ZM23 149H25V148H23ZM57 149H59V148H57ZM56 149V150H57ZM63 149V148H62ZM72 149V148H71ZM76 149V148H75ZM83 149V148H82ZM84 149H86V148H84ZM202 149V148H201ZM200 149V150H201ZM204 149V148H203ZM206 149H208V148H206ZM206 149H205V151H206ZM225 149V150H226ZM5 150V149H4ZM12 150V151H11ZM10 151L11 152H13V148L11 149ZM47 151V153H45V151ZM93 150V149H92ZM113 150V149H112ZM218 150V149H217ZM10 151H8V152H10ZM18 151V150H17ZM59 151H60V154H62L61 152V149H59ZM58 151V152H59ZM89 151H91V149L89 150ZM210 151H212V150H210ZM214 151H215V149H214ZM7 152V153H8ZM16 152V151H15ZM44 152V153H43ZM58 152H57V154H58ZM201 152H204V151H201ZM228 152V153H229ZM7 153L5 154V155H7ZM71 153V152H70ZM73 153H74V151H73ZM116 153V152H115ZM211 153V152H210ZM216 153V152H215ZM227 153V154H228ZM39 154L36 156L37 157V159L38 158H40L39 157ZM60 154H59V156H60ZM72 154V153H71ZM84 154H87V153H84ZM114 154V153H113ZM198 156H200V154H198V153H196ZM205 154H207V153H205ZM205 154H203V155H205ZM73 155V154H72ZM88 156H89V154H87ZM102 155V154H101ZM100 155V156H101ZM108 155V154H107ZM110 155V154H109ZM172 155V156H171ZM196 155V156H197ZM202 154H201V156H203ZM2 156V155H1ZM42 156V157H43ZM50 156V155H49ZM52 156H55V155H52ZM51 156V157H52ZM65 156V155H64ZM63 156V157H64ZM74 156V155H73ZM214 156V155H213ZM17 157V156H16ZM41 157V158H42ZM47 157V156H46ZM76 157V156H75ZM170 157H172V159L170 158ZM193 157V156H192ZM211 156L209 155V158H210ZM3 158H7V156L5 157H1L0 159H2V160H5V159H3ZM32 158V159H31ZM50 158V157H49ZM61 158V157H60ZM72 158V157H71ZM70 158V159H71ZM88 158V157H87ZM105 158V157H104ZM103 158V159H104ZM196 158V157H195ZM195 158H193L194 160L192 161V162H194V161H196V160H198V159H196L195 160ZM205 158H208V157H205ZM212 158H215V157H212ZM29 159V160H28ZM57 159H59V158H57ZM172 160V162H170L171 160ZM201 159V158H200ZM199 159V160H200ZM227 159V158H226ZM1 160V161H2ZM35 160H36V158H35ZM75 159H73V161H74ZM78 160V159H77ZM206 160H208V159H206ZM215 160V159H214ZM227 160H229L230 161V158L229 159H227ZM37 161V160H36ZM61 161V160H60ZM72 161V162H73ZM190 161V162H189ZM200 161H203V160H200ZM199 161V162H200ZM213 161V160H212ZM21 162V161H20ZM19 162V163H20ZM23 162V161H22ZM28 162H23V163H28ZM29 163L28 165H30V164H33V163ZM39 163H37V164H40V162L41 161H38ZM46 162V161H45ZM54 162H55V160H54ZM68 162V161H67ZM96 162H98V161H96ZM96 162H93V163H95V164H93L92 165V167H94L95 165H96ZM215 161H213V163H214ZM227 162V161H226ZM57 163V162H56ZM85 163H86V161H85ZM106 163V162H105ZM169 163H172L171 165H172V167L170 166V164ZM207 163H210V161H208ZM220 163V162H219ZM1 164V163H0ZM35 164V163H34ZM54 164V163H53ZM75 164H76V162H75ZM87 164V163H86ZM169 164V165H168ZM203 164V166H206V167H204V168H207V165H204V163H202ZM201 164V165H202ZM224 164V163H223ZM222 164V165H223ZM226 164V163H225ZM8 166H10L11 165V163H8L7 164ZM11 165V166H12ZM20 165V164H19ZM21 165H23L24 167H26V166H28L27 164L25 165V164H21ZM51 165V164H50ZM74 165V164H73ZM200 165V164H199ZM211 165H212V162H211V164H210V168L209 169H211V168H213V165H212V167H211ZM31 166H33V165H31ZM36 166V165H35ZM82 166V165H81ZM208 166H209V164H208ZM20 167V166H19ZM34 167V166H33ZM38 167V166H37ZM76 167V166H75ZM78 167V166H77ZM196 167V168H195ZM235 167L233 166V168H231V169H235ZM22 168V167H21ZM20 168V169H21ZM40 168V167H39ZM46 168H48V167H46ZM55 168V167H54ZM73 168V167H72ZM203 167H202V169H204ZM216 168H217V166H216ZM18 169V168H17ZM19 169V170H20ZM50 169H52V168H50ZM75 169V168H74ZM80 169V168H79ZM94 169V168H93ZM149 169H147V170H149ZM214 169H215V167H214ZM227 169V168H226ZM230 169V171L232 172V170ZM250 169V170H251ZM16 170V169H15ZM28 170V169H27ZM38 170V169H37ZM46 170V169H45ZM98 170V169H97ZM200 170H201V168H200ZM219 170H221L222 171V169H219ZM228 170V169H227ZM227 170L226 171H223V172H225L226 174H228L227 173ZM238 170H237V172H238ZM2 171V170H1ZM12 171V170H11ZM18 171V170H17ZM33 171V170H32ZM32 171H30L31 173H32ZM36 171V170H35ZM50 171V170H49ZM61 171V170H60ZM66 171V170H65ZM79 171V170H78ZM149 171V172H150ZM208 171V170H207ZM220 171V172H221ZM235 171H236V169H235ZM240 171V170H239ZM29 172V173H30ZM37 172V171H36ZM35 172V173H36ZM44 172H46V171H44ZM47 172H48V170H47ZM46 172V173H47ZM52 172V171H51ZM50 172V173H51ZM83 172H84V170H83ZM83 172L82 171H80V173L82 174V175H79L78 173H77V175H79L80 177H82V178H84L83 177ZM87 172V171H86ZM100 172V173H101ZM146 172V171H145ZM144 172V173H145ZM148 172V171H147ZM148 172V173H149ZM210 172H212V171H210ZM218 172V171H217ZM220 172H218V173H220ZM234 172V171H233ZM13 174H14V172H12ZM151 173V174H152ZM218 173H216V174H218ZM234 173H236V172H234ZM23 174H25V172L23 173ZM27 174V173H26ZM39 174V173H38ZM42 174V173H41ZM45 174V173H44ZM48 174V173H47ZM208 174V175H207ZM18 175V174H17ZM75 175V174H74ZM88 175V174H87ZM121 175H125V179H123L122 177H120ZM135 175V176H136ZM144 175V174H143ZM214 175V174H213ZM213 175H211V176H213ZM219 175V174H218ZM234 174H232V176H233ZM236 175H237V173H236ZM236 175H234V176H236ZM1 176V175H0ZM12 176V175H11ZM16 176V175H15ZM30 176V175H29ZM41 176V175H40ZM39 176V177H40ZM46 176V175H45ZM90 176V175H89ZM89 176H87V178L89 179ZM98 176V175H97ZM138 176V175H137ZM136 176V177H137ZM146 175H144L143 177H145ZM19 177V176H18ZM17 177V180H16V178H15V180L16 181H14V183L16 182H18V178ZM21 177V176H20ZM25 177V176H24ZM39 177H36V179L37 178H39ZM42 177V176H41ZM75 177V176H74ZM78 177V176H77ZM86 177V176H85ZM91 177H93V176H91ZM100 177V176H99ZM120 177V178H119ZM143 177H138L139 178V180L140 181H144V179H146V178H143ZM97 178V177H96ZM133 178H134V175H133ZM140 178H142V179H140ZM229 178V177H228ZM234 178H236V177H233L232 178V180L234 179ZM3 179V178H2ZM13 179V178H12ZM41 179V178H40ZM76 179V178H75ZM80 179V178H79ZM91 180H92V178H90ZM88 180L89 182L91 181V180ZM93 179H95V178H93ZM137 180V178H134V179H132V180ZM152 179V180H151ZM11 180V179H10ZM22 180V179H21ZM28 180V179H27ZM24 181V183L26 182H28V181ZM38 180V179H37ZM43 180V179H42ZM45 180V179H44ZM43 180V181H44ZM83 180V179H82ZM131 180V182H133ZM139 180H137V181H139ZM147 180V179H146ZM148 180V181H149ZM212 180H213V178H212ZM231 180V181H232ZM7 181V180H6ZM87 181V180H86ZM96 181H98L97 179H96ZM136 181V182H137ZM147 181V182H148ZM167 181H169V183H167ZM11 182V181H10ZM40 182H41V180H39V182H37V184H39L40 185ZM49 182V181H48ZM77 182V181H76ZM89 182H87V183H89ZM130 182V181H129ZM233 182H235V181H233ZM232 182V183H233ZM14 183L13 184H11V183H9V186H10V184L11 185H14ZM22 183V182H21ZM25 183V184H26ZM33 183H35V182H33ZM41 183H44V182H41ZM50 183H51V181H50ZM83 183H85V180H84V182ZM82 183V184H83ZM92 183V182H91ZM97 182H95V184H96ZM142 183V182H141ZM141 183H139V186H137V190L139 189L138 187H140V184ZM29 184H32V183H30V182H28V185ZM48 184V183H47ZM93 184V183H92ZM126 184H129V183H126ZM138 183H132V184H130L129 185V189L133 192V190H134V188L136 189V185H137ZM144 183H142V185H143ZM147 184V183H146ZM153 184L151 183V185L153 186ZM162 185H164L163 183H161ZM161 184H158V186L157 187H160L161 186ZM234 184V183H233ZM233 184H229V186L230 185H233ZM17 185H22V184H16V187H17ZM34 185H36V183L34 184ZM46 185V184H45ZM148 185V187H151V186H149V183L147 184ZM156 184H154V186H155ZM221 185V186H220ZM226 185V184H225ZM5 186V185H4ZM9 186H7L6 185V188L7 187H9ZM25 186V185H24ZM88 186H89V184H88ZM95 186V185H94ZM97 186V185H96ZM144 186V188H140V189H142V191H141V194H142V192L144 193V194H148L149 192H147L148 191V187H145V184L143 185ZM165 186V185H164ZM167 186H171V185H167ZM166 186V187H167ZM227 186V185H226ZM226 186H224L225 188H226ZM32 187H33V189H34V186H33V184H32ZM40 187V186H39ZM45 187V186H44ZM91 187V186H90ZM124 187V188H123ZM162 187V186H161ZM9 188H11V187H9ZM13 188H15V185H14V187ZM31 188V187H30ZM37 187H35V189H36ZM43 188V187H42ZM74 188V187H73ZM78 188V187H77ZM104 188V187H103ZM133 190H132V189ZM148 188V189H147ZM164 188V187H163ZM171 188V187H170ZM169 188V189H170ZM225 188H223V190L225 189ZM229 188H231V187H229ZM0 189H1V186H0ZM3 189V188H2ZM1 189V190H2ZM33 189H31V191L33 190ZM100 189V190H99ZM98 190H99V192L98 193H100V191H101V187L99 188ZM155 189H157V188H155ZM159 189V188H158ZM157 189V190H158ZM204 189H206V192L205 191H203ZM220 189H222V188H220ZM0 190V191H1ZM4 190V189H3ZM5 190H7V189H5ZM14 190V189H13ZM18 190V189H17ZM37 190V189H36ZM128 190V189H127ZM147 190V191H146ZM164 190V189H163ZM162 190V191H163ZM11 191H12V189H11ZM10 191V193H13V192H11ZM30 190H28V192H29ZM129 191V190H128ZM136 191V190H135ZM140 191V190H139ZM153 191V190H152ZM229 191H230V189H229ZM232 191V190H231ZM7 192H8V190H7ZM15 192V191H14ZM36 192V191H35ZM127 192V191H126ZM126 192H125V194H126ZM147 192V193H146ZM221 192V191H220ZM9 193V194H10ZM34 193V192H33ZM32 193V194H33ZM38 193V192H37ZM136 193V195H139V194H137L138 192H135ZM134 193V194H135ZM2 193H0V195H1ZM4 194V193H3ZM9 194H7L6 193V197H4V200L3 199H1L0 198V201L1 200H3L2 202H3V205H2V202H0L1 203V205H0V207L2 208H4V207H6V205L4 206V202H5V199H8L7 198V196H9ZM19 194V193H18ZM27 194V193H26ZM36 194V193H35ZM129 194H130V192H129ZM133 194V193H132ZM132 194H131V197H132ZM134 194H133V197H134ZM157 191H156V193H152V195H151V193H150V196L152 197H155V198H153V200L155 199H157L158 200V198L160 199V198H162L161 196H157ZM223 194L225 195V196H223ZM11 195V194H10ZM16 195V194H15ZM39 195V194H38ZM124 195V194H123ZM127 195V194H126ZM143 195V194H142ZM159 195V194H158ZM183 195L185 196V199H184V197H183ZM2 196H4V195H2ZM2 196H0V197H2ZM33 196V195H32ZM37 196V195H36ZM40 196V195H39ZM47 196V195H46ZM91 196V195H90ZM94 196V195H93ZM97 196V195H96ZM141 196V195H140ZM157 196V197H156ZM220 196V197H219ZM25 197V196H24ZM23 197V198H24ZM63 197V196H62ZM87 197H89V196H87ZM119 197V198H120ZM127 197H128V195H127ZM130 197V196H129ZM130 197V198H131ZM135 197H138V196H135ZM146 197V196H145ZM30 198V197H29ZM32 198V197H31ZM48 198H50L49 196H48ZM58 198H60V197H58ZM57 198V199H58ZM83 198V197H82ZM92 198V197H91ZM96 198V197H95ZM124 198V197H123ZM163 198V199H164ZM10 199V198H9ZM18 199V198H17ZM27 199V198H26ZM34 199V198H33ZM32 199V200H33ZM38 199H39V197H38ZM45 199H46V197H45ZM62 199V198H61ZM60 199V200H61ZM89 199V198H88ZM125 199V198H124ZM129 199V198H128ZM132 199V198H131ZM136 199H138V198H135V200ZM148 199H150L149 198V196H148ZM147 199V200H148ZM162 199V200H163ZM189 199V200H188ZM21 200H23V199H21ZM40 200V199H39ZM38 200V201H39ZM64 200V199H63ZM68 200V199H67ZM139 200V199H138ZM143 200V199H142ZM142 200H140L141 201V203H144V202H142ZM146 200V199H145ZM146 200V201H147ZM187 200V201H186ZM253 199H251V201L249 200V203L248 204H246V205H243L242 207H241V205H238L236 208H235V204H234V208L233 209H230V211H233V212H236L237 214H240V212H242L243 211V209L242 208H245V207H248V210L246 211L247 213H248V215L249 216H247V218L248 217H250L252 220H253V218L255 217L253 214V211L255 212V210L253 209V208H255V207H257V205L258 204H262V207H264V201H263V203L261 202V203H259V202H257V200H255V201H252ZM259 200H263V199H259ZM8 201V200H7ZM11 201V200H10ZM18 201V200H17ZM20 201V200H19ZM28 201H30V200H28ZM38 201H36V202H38ZM75 201V200H74ZM93 201V200H92ZM120 201H123V199H120ZM125 201V200H124ZM130 201V200H129ZM137 201V200H136ZM139 201V202H140ZM152 201V199L150 200V202ZM15 202H16V199H15ZM22 202V201H21ZM24 202H26V201H24ZM23 202V203H24ZM35 202V201H34ZM44 202V201H43ZM47 202V201H46ZM76 202V201H75ZM78 202V201H77ZM96 202V201H95ZM126 202V201H125ZM133 202H135V201H132L131 203H132V205H135V204H133ZM148 202V201H147ZM149 202V203H150ZM159 202V201H158ZM6 203V202H5ZM27 203V202H26ZM31 203V202H30ZM42 203V202H41ZM48 203V202H47ZM74 203V202H73ZM129 203V202H128ZM131 203H130V206L131 207H133L132 205H131ZM141 203H139V204H141ZM153 203V202H152ZM11 204V203H10ZM12 204H14V200L12 199ZM33 204V203H32ZM49 204V203H48ZM71 204V203H70ZM121 203H119V205H120ZM126 204V203H125ZM151 204V203H150ZM158 204V203H157ZM162 204V203H161ZM257 204V205H256ZM22 205V204H21ZM24 205V204H23ZM59 205H60V203H59ZM66 205V204H65ZM79 205V204H78ZM82 205V204H81ZM142 205V204H141ZM152 205V204H151ZM177 205V206H176ZM178 205H179V207H178ZM7 206H10V205H7ZM12 206V205H11ZM76 205H74V207H75ZM83 206V205H82ZM123 207L124 205L122 204V205H120V207ZM143 206V205H142ZM141 206V207H142ZM148 206V205H147ZM176 206V207H175ZM213 206V208H211ZM259 206V205H258ZM58 207V206H57ZM68 207V206H67ZM73 207V206H72ZM137 207H140L139 205L137 206ZM137 207H136V209H137ZM261 207V205L259 206V207H257V208H260ZM0 208V209H1ZM3 208H2V210H3ZM7 208V207H6ZM83 208V207H82ZM81 208V209H82ZM119 208V207H118ZM118 208H116V209H118ZM124 208V207H123ZM128 208H130L129 206H127V210H128ZM175 208V209H174ZM256 208V211L258 210ZM61 209V208H60ZM64 209H66V208H64ZM64 209H62V210H64ZM80 209V208H79ZM122 209V208H121ZM135 209V210H136ZM141 209V208H140ZM140 209H138V210H140ZM146 209V208H145ZM144 208H143V210L142 211H144L145 210ZM153 209V208H152ZM151 209V210H152ZM215 210V212H214V214L216 215V217H214L215 218V221H214V218H213V220H212V222L213 223H209V224H207L208 223V221L211 219L210 217L209 218H207L206 220H205V213H208L209 211H211V210ZM253 209V210H252ZM262 209V208H261ZM7 210V209H6ZM124 210V209H123ZM122 210V211H123ZM126 210V211H127ZM148 210V209H147ZM228 210V209H227ZM242 210V211H241ZM245 210V209H244ZM250 210H251V212H250ZM263 210H264V208H263ZM262 210V211H263ZM78 211V210H77ZM119 211V210H118ZM122 211H120V212H122ZM128 211H130V210H128ZM141 211V212H142ZM230 211H228V212H230ZM135 212H137V211H135ZM134 212V213H135ZM140 212V211H139ZM140 212V213H141ZM145 212V211H144ZM258 212V211H257ZM123 213H125V212H123ZM138 213V212H137ZM213 213V212H212ZM256 213V212H255ZM259 213V212H258ZM261 213V212H260ZM4 214V213H3ZM6 214V213H5ZM10 214V213H9ZM78 214V213H77ZM118 214V213H117ZM120 214V213H119ZM118 214V215H119ZM142 214V213H141ZM141 214H139V215H141ZM144 214V213H143ZM185 214V213H184ZM135 214H133V216H134ZM186 215V214H185ZM262 215V214H261ZM2 216H4V215H2L1 214V216H0V218L2 217ZM119 216H121V215H119ZM137 216V215H136ZM188 216H186V217H188ZM194 216V217H195ZM12 217H13V215H12ZM47 217V216H46ZM50 217V216H49ZM118 217V216H117ZM212 217V216H211ZM133 218V217H132ZM131 218V219H132ZM156 218V219H155ZM192 218V217H191ZM190 218V219H191ZM198 218V217H197ZM196 218V219H197ZM24 219V218H23ZM49 219V218H48ZM106 219H108V220H106ZM130 219V220H131ZM154 219H155V221L156 220H159L160 219V221L162 222V223H160V224H155V222H154ZM179 219V218H178ZM181 219V218H180ZM186 219V218H185ZM193 219V218H192ZM195 219V220H196ZM237 219V218H236ZM27 220V219H26ZM31 220V219H30ZM106 220V221H105ZM184 220V219H183ZM183 220H181V221H183ZM194 220V221H195ZM199 219H197V221H198ZM251 220V221H252ZM159 221V222H160ZM191 220H187V222H190ZM193 221V220H192ZM191 221V222H192ZM193 221V222H194ZM197 221H195L196 223H197ZM254 221H255V223H254ZM256 218L253 220V223H254V226L255 227H258L259 226V224L257 225L256 224ZM28 221H24V225H25V223H27ZM150 222V223H149ZM151 222H152V224H153V222H154V225L152 226V224H151ZM156 222H158V221H156ZM194 222V223H195ZM209 222H211V220L209 221ZM223 222V223H222ZM258 222V221H257ZM129 223V222H128ZM134 223V224H135ZM146 223V224H145ZM195 223V224H196ZM19 224V223H18ZM133 224V223H132ZM143 224H145V225H143ZM149 224V225H148ZM188 224V223H187ZM190 225H191V223H189ZM20 225V224H19ZM66 225V224H65ZM102 225H104V224H102ZM108 225V224H107ZM124 225V226H123ZM136 225H135V227H136ZM156 225V226H155ZM4 226V225H3ZM15 226V225H14ZM61 226H62V224H61ZM60 226V227H61ZM99 226V227H98ZM105 226V225H104ZM141 226V227H142ZM189 226V225H188ZM20 227V226H19ZM60 227H58V229L60 228ZM67 227V226H66ZM95 227V228H96ZM107 227V226H106ZM150 227V228H151ZM15 228V227H14ZM14 228L12 227L11 229H13L14 230ZM23 228V227H22ZM62 228V227H61ZM60 228V229H61ZM119 228V229H118ZM143 228H146V227H143ZM149 228V227H148ZM258 228H260V226L258 227ZM24 229H25V231H24ZM24 229H22L25 233H27L28 235V237H29V239H27V241H28V243H31L30 245L31 246H29L27 249H30L29 251H31V252H33L34 253V255H33V253H31V252H29L33 257L35 256V254H36V252L35 251H37V250H42L45 246H42V244H44V242H46V244L51 240H54V239H56V238H58V237H56V236H58V230H52L51 228H46V226L44 225V224H41L40 222H38L37 220H35V221H32V222H30V223H28V225H25L24 226ZM55 229V228H54ZM66 229V228H65ZM116 229H118L117 231H116ZM158 229V230H157ZM224 229V228H223ZM11 230L12 231V234H13V232L15 233V231L17 232V234H20L19 232L21 231V229H19L18 228V226H17V229L16 230ZM17 230H19V231H17ZM63 230V229H62ZM80 230V229H79ZM84 229L82 228L81 229V232H79L81 235L83 234L82 232H85V231H83ZM93 230V229H92ZM96 230V229H95ZM162 230V231H163ZM167 230V229H166ZM181 230H183V229H181ZM195 232H194V231ZM213 230V231H212ZM256 230H257V228H256ZM66 231V230H65ZM108 231V230H107ZM210 231H212L210 234H209V232ZM223 231V230H222ZM259 232V234H257L258 232ZM257 231H255L256 232V234L254 233V240H253V242H252V245H251V247H252V251H253V254H252V256H250V258H251V260H248V261H250V262H247L248 264H264V236L262 235V233H261V230L260 229H258ZM87 232H89V231H87ZM99 232H100V230H99ZM147 232V231H146ZM152 232V231H151ZM174 232V231H173ZM184 232H186V230L185 231H183V233H181V238H182V234L184 235V234H186V233H184ZM220 232V231H219ZM218 232V233H219ZM21 233H22V231H21ZM25 233H23V234H25ZM63 233H65V232H63ZM78 233V232H77ZM92 233H94V232H92ZM95 233H96V231H95ZM94 233V234H95ZM129 233V234H128ZM158 233V232H157ZM160 233V232H159ZM192 233L190 234V236L192 235ZM261 233V234H260ZM22 234V235H23ZM87 234V233H86ZM86 234H85V236H86ZM108 234V233H107ZM171 234V233H170ZM4 235V234H3ZM6 235V234H5ZM20 236L19 238H20V240H22L21 238L24 236ZM84 235V234H83ZM168 235V234H167ZM166 235V236H167ZM188 235V237H189V234H187ZM1 236V235H0ZM15 237H16V235H14ZM56 238H55V237ZM62 236V235H61ZM78 236V235H77ZM89 236H91V235H89ZM107 236V235H106ZM110 236V235H109ZM114 236V237H113ZM161 236V235H160ZM180 236L179 235H176V236H171L170 235V237H169V235L167 236V237H165L164 236V238H159V240H155L154 239V237H146V236H144V235H139L138 237H137V239H136V241H135V243H134V245L132 244V246L133 247H131L132 248V250L130 249V253H132V254H130L129 256L128 255H126V256H128V257H130L131 255V257H134L135 255L138 257L139 256V254L141 253V250L143 251L144 249V251H145V253H146V257L148 256L149 257V255H152L151 253L152 252H154L155 254H157V252H158V254L160 253V251H163L162 249L163 248H165V249H167L168 247L167 246H169V245H171L172 244V246H173V244H176V246H177V244L178 245H181V243L183 242V241H185L187 244H189L190 242H188L189 240H187V239H183V240H181L180 239ZM185 236V235H184ZM183 236V237H184ZM27 237V238H28ZM74 237H76V235L74 236ZM110 237V238H111ZM116 237V238H115ZM117 237H119V238H117ZM187 236H185L184 238H186ZM197 237V236H196ZM251 237V236H250ZM17 238V237H16ZM61 238V237H60ZM78 238V237H77ZM79 238H82L80 235H79ZM78 238V239H79ZM126 238V237H125ZM193 238V236L191 237V241L192 240H194V239H192ZM197 238H199V237H197ZM212 238V237H211ZM6 239V238H5ZM8 239V238H7ZM59 239V238H58ZM78 239H76V240H78ZM86 239V238H85ZM103 239H105V238H103ZM102 239V240H103ZM251 239V238H250ZM10 240V239H9ZM25 240V239H24ZM49 240V241H48ZM62 240H63V238H62ZM71 240H73L72 241V243L74 244V243H76L75 241L76 240H74V238L73 239H71ZM98 240V239H97ZM96 240V241H97ZM195 240H197V242L198 241H200L201 242V239H195ZM212 240V239H211ZM55 241V240H54ZM78 241H81V239H79ZM92 240H90V242H91ZM95 241V240H94ZM118 241V240H117ZM203 240H202V243L204 242ZM71 242V241H70ZM69 242V243H70ZM82 242V241H81ZM98 242V241H97ZM109 242V243H110ZM119 242V241H118ZM180 242V243H179ZM199 242V243H200ZM210 242H212V241H210ZM10 243H12V242H10ZM23 243V242H22ZM64 243V242H63ZM66 243V242H65ZM78 243H80V242H77L76 244H72L73 245V247L75 246V245H77ZM84 243V242H83ZM91 243H93L94 244V242H91ZM96 243V242H95ZM120 243V242H119ZM193 243V245H192V247H194V242H192ZM209 243V244H208ZM18 244H19V242H18ZM39 244H41V246L43 247H39V246H37V245H39ZM99 244L100 245H102L100 242H99ZM108 244V243H107ZM122 244V243H121ZM184 244V243H183ZM186 244V245H187ZM204 244H201L200 246L199 245H197L198 247H199V249H197V251H195V252H192V247L190 248H188V249H186V251L188 252L187 254H190L189 255V257H185V261L187 260V264H199V261H200V259L202 260L203 258H205V257H207L208 255L207 254H205V251H207V250H209V249H205L204 247H203V245ZM7 245H9V242L7 243ZM22 245V244H21ZM49 245V244H48ZM53 245H54V243H53ZM57 245V244H56ZM55 245V246H56ZM63 245V244H62ZM72 245H71V247H72ZM80 245V244H79ZM89 245H90V243H89ZM88 245V246H89ZM96 245V244H95ZM95 245H92V246H95ZM99 245V246H100ZM114 245H115V243H114ZM185 245V244H184ZM185 245V246H186ZM6 246V245H5ZM11 247H12V244L10 245ZM66 246V245H65ZM68 246V245H67ZM81 246V245H80ZM83 246V245H82ZM82 246H81V248H82ZM87 246V248H86V245L84 246L85 248H83L82 250L80 249V250H78L79 249V247H77L76 249L78 250V251H73L74 252V255H75V257H76V259H73L72 261L69 259V260H65V261H67V263H70V262H68V261H71L72 263H70V264H74V263H76V264H83V262L85 261V260H87V261H89V259H87L88 258V256H89V254H90V252L91 251H93V247L91 246V249L92 250H89L90 248ZM104 246V245H103ZM103 246H101L100 248H102ZM108 246V245H107ZM172 246H169V248L171 247L172 248ZM175 246V245H174ZM173 246V247H174ZM196 246V247H197ZM205 246V245H204ZM53 247V246H52ZM58 247V246H57ZM62 247V246H61ZM97 247V246H96ZM95 247V248H96ZM110 247V246H109ZM144 247H146V248H144ZM167 247V248H166ZM197 247V248H198ZM203 247V248H202ZM213 247V246H212ZM5 248V247H4ZM16 248V247H15ZM21 248H22V246H21ZM25 248V247H24ZM23 248V249H24ZM46 249L47 248H50V250L52 249L51 247H45ZM56 248V247H55ZM64 248V247H63ZM66 249H67V247H65ZM70 248V247H69ZM94 248V249H95ZM169 248H168V250L167 251H169ZM184 248V247H183ZM240 248V247H239ZM26 249V248H25ZM54 249V248H53ZM62 249V248H61ZM75 249V250H76ZM120 249V248H119ZM141 249V250H140ZM161 249V250H160ZM164 249V250H165ZM204 249H205V251H204ZM213 249V248H212ZM212 249H210V250H212ZM218 249V248H217ZM216 249V250H217ZM242 249V248H241ZM18 250V249H17ZM48 250V249H47ZM47 250H44L43 251V255H41V253H40V255H41V257H39V260H38V264H52L51 262H52V260L51 261H48L50 258L48 257V256H46L48 253H50L49 251H48V253H47ZM65 250V249H64ZM68 251L70 250V249H67ZM74 250V249H73ZM110 251H111V248L109 249ZM112 250H113V248H112ZM139 250L140 251V253H139V251H138V253H136L137 251ZM160 250V251H159ZM184 250H185V248H184ZM222 250V249H221ZM226 250V249H225ZM14 251H16L15 249H14ZM53 251V250H52ZM55 251V250H54ZM54 251H53V253H54ZM61 251V250H60ZM60 251L58 252V253H60ZM67 251V252H68ZM72 251V250H71ZM97 251V250H96ZM98 251H99V249H98ZM107 251H108V249H107ZM106 251V252H107ZM109 251V252H110ZM136 251V252H135ZM149 251H151V253L149 252ZM157 251V252H156ZM166 251V250H165ZM164 251V252H165ZM240 251V250H239ZM17 252V251H16ZM27 252V253H28ZM39 252V251H38ZM44 252H45V255H44ZM57 252V251H56ZM62 252V251H61ZM95 252V251H94ZM93 252V253H94ZM113 252V251H112ZM135 252V254H133ZM174 252V251H173ZM179 252V251H178ZM207 252H209V251H207ZM236 252V251H235ZM22 253H23V251H22ZM21 253V254H22ZM28 253V254H29ZM47 253V254H46ZM66 253V252H65ZM69 253H70V251H69ZM75 253H77V256H76V254ZM93 253L90 255V256H93ZM96 253V252H95ZM148 253V254H147ZM162 253V252H161ZM176 253V252H175ZM174 253V254H175ZM182 253V252H181ZM217 252H215L214 254H216ZM219 253L222 255L221 257H224V255L225 254H223L221 251H219ZM219 253H217V254H219ZM24 254V253H23ZM22 254V255H23ZM26 254V253H25ZM27 254V255H28ZM55 254H57V253H55ZM61 254V253H60ZM63 254V253H62ZM61 254V255H62ZM67 254V253H66ZM72 253H70V255H71ZM129 254V253H128ZM138 254V255H137ZM166 254V253H165ZM179 254V253H178ZM184 254V253H183ZM220 254L219 255H216L217 257L219 256L220 257ZM232 255H233V252L231 253ZM231 254H230V256H231ZM244 254V253H243ZM12 255L14 256V252L10 249V247H6L4 250L2 249V251L0 252V264H9V262H11L10 261V259H11V257H12ZM19 255H20V253H19ZM40 255H38V256H40ZM49 255V254H48ZM50 255H52L51 253H50ZM58 255V254H57ZM60 255V256H61ZM95 255V254H94ZM240 255V254H239ZM238 255V256H239ZM15 256H16V254H15ZM24 256V255H23ZM59 256V257H60ZM64 256V255H63ZM63 256H62V258H63ZM67 256L69 257V255L67 254ZM89 256V257H90ZM96 256V255H95ZM126 256H125V259H127L126 258ZM140 256H141V254H140ZM144 256H145V254H144ZM157 256V255H156ZM164 256V255H163ZM172 256V255H171ZM179 256H182L181 254L179 255ZM178 256V257H179ZM226 256V255H225ZM229 256V255H228ZM18 257V256H17ZM28 257V256H27ZM36 257H37V254H36ZM45 257H48V259L46 258L45 259ZM58 256H56V258H57ZM58 257V258H59ZM72 257V256H71ZM74 257V258H75ZM99 257V256H98ZM122 257V256H121ZM121 257H119V260H121ZM130 257V258H131ZM136 257V258H137ZM142 257H143V253H142ZM146 257H145V260H146ZM168 257V256H167ZM173 257V256H172ZM177 257V256H176ZM232 257V256H231ZM230 257V258H231ZM21 258V257H20ZM35 258V257H34ZM53 258H55V257H53ZM62 258L59 260H57L56 259V263H61L62 264V262H63V260L65 259V258H63V260H62ZM100 258V257H99ZM99 258H98V260H99ZM153 258V257H152ZM156 258V257H155ZM170 258V257H169ZM215 258V257H214ZM250 258H248V259H250ZM13 259V258H12ZM24 259V258H23ZM93 259H94V257H93ZM97 259V258H96ZM103 259V258H102ZM125 259H122V262L125 260ZM135 259V258H134ZM139 260L140 259H142L141 257L140 258H138ZM143 259H144V257H143ZM142 259V260H143ZM150 259V258H149ZM184 259V258H183ZM182 259V260H183ZM209 259V258H208ZM228 259H229V257L227 258V259H222V261H223V263H225V264H228L229 262H235V261H228ZM15 260V259H14ZM31 260V259H30ZM33 260H36V258L35 259H32V261ZM54 261H55V259H53ZM62 260V261H61ZM95 260V259H94ZM116 260V259H115ZM114 260V263L116 262V261H118V260H116L115 261ZM130 260V259H129ZM136 260V259H135ZM161 260V259H160ZM166 260H167V258H166ZM171 260H172V258H171ZM177 260V259H176ZM180 260V259H179ZM221 260V259H220ZM16 261V260H15ZM15 261H14V263H15ZM18 261V260H17ZM26 261H28V260H26ZM37 261V260H36ZM59 261V262H58ZM91 262H92V260H90ZM89 261V262H90ZM97 261V260H96ZM100 261H101V259H100ZM127 261H128V259H127ZM141 261V260H140ZM162 261H164V259L162 260ZM162 261H159V260H157V262L159 263V262H162ZM203 261V260H202ZM213 261V260H212ZM215 261V260H214ZM218 261H219V259H218ZM222 261H221V263H222ZM238 261V260H237ZM86 262V261H85ZM89 262H87L86 264H88ZM119 262H121V261H119ZM133 262V261H132ZM137 262V261H136ZM147 262V261H146ZM165 262V261H164ZM168 262V261H167ZM173 262V261H172ZM176 262V261H175ZM239 262H240V259H239ZM11 263H13V262H11ZM10 263V264H11ZM54 264H55V262H53ZM63 263H65V262H63ZM113 263V264H114ZM117 263V262H116ZM138 263V262H137ZM163 263V262H162ZM166 263V262H165ZM185 263V262H184ZM207 264H211L210 262H206ZM206 263H203V264H206ZM218 263V262H217ZM216 263V264H217ZM237 263V262H236ZM235 263V264H236ZM242 263L243 264H245L244 263V261H242ZM246 263V264H247ZM17 264V263H16ZM23 264V263H22ZM34 264H35V262H34ZM37 264V263H36ZM85 264V263H84ZM94 264V263H93ZM96 264V263H95ZM119 264V263H118ZM120 264H122V263H120ZM123 264H125V263H123ZM130 264V263H129ZM143 264H145V263H143ZM186 264V263H185ZM202 264V263H201ZM214 264H215V262H214ZM230 264H232V263H230ZM234 264V263H233ZM238 264H241V262L240 263H238Z\"/></svg>",
    "mask_w": 264,
    "mask_h": 264
},
{
    "label": "rangeland",
    "instance_id": "374dc122",
    "mask_svg": "<svg viewBox=\"0 0 264 264\" xmlns=\"http://www.w3.org/2000/svg\"><path fill=\"white\" fill-rule=\"evenodd\" d=\"M30 0H24V2H23V0H0V30L2 31V29L4 28V25L6 26L4 29H3V36L4 37H7L8 35H9V40H11V31H10V29L12 30L13 28L12 27H15V26H12V23L10 24H8L7 25V21H8V19L10 18L9 16L11 15V12L13 11L12 9H13V7H14V10H15V8L17 7V9H16V11L17 12H19V15H21L22 17H24V15H25V17L24 18H26L27 20H28V18L29 17H31V19L29 18V22H32L33 20H35L34 18H37V16H39V15H42L43 14V12L45 13V11L46 10H55V9H59V10H63V9H66L67 10V5H69V2H71V4L69 5V8L71 7L72 8V11H68L69 13H71L72 12V14H68L67 13V11H66V13H64V15L66 14L67 16L66 17H64V20H66V18L67 17H69V20H71V22L73 21L72 20V18L76 21H73L72 23H66V24H69V25H62L63 27H64V29H65V27H67V28H70L71 27V25H75V24H79V23H83V21L84 22H86V24L85 25H82V28H83V26H84V28L86 29L87 28V30H86V32L87 31H89V32H87L88 33V36H90V39L91 40H89V38L87 39H83L84 38V36H82V38H79L80 39V41H81V39L84 41V40H86L85 41V43L86 42H88V43H90V41H91V43H96L95 45H97L98 43H99V47H98V49H100V48H102L103 50H102V53L104 52V47L103 46H108V47H110L109 45V43H110V41L111 42H113V43H111V48L112 47H114V48H112V49H115L117 46H114V42H115V40L114 39H116V38H118L119 39V41L121 42H123V38H125V36L127 37L128 35L127 34H129V36L131 35H133L132 33H134L135 34V36L133 37V39L134 40H131L130 39V37L129 38H127L125 41H124V43H125V47H127V49H123L122 47H121V43L119 42V44H118V51H120V53L122 54V57H121V54L119 53V55L118 54H116L118 57H120V58H118L116 55L115 56H113V57H116L115 59L114 58H112L113 60H109V61H111L110 62V65H112L113 66V68L115 69L116 67H118V68H116L114 71L116 72V70L118 69V75H120V77H121V75L123 76L124 74H125V76L127 75H129V77H127V78H125V76H123L122 77V81L123 82H120V83H117L119 86H117V84H115V86L112 88V89H108L109 91L111 90V91H115L114 89H116L117 87H123V85H125V84H127L129 81H130V79H132V74L130 73V71H129V69H132V68H130V66L129 65H125V66H120V64H119V61L118 60H120V61H123V59H124V61L125 60H128V62L129 61H131L132 60V62L131 63H138V64H141V65H143V67L144 68H147L148 67V69H153V68H161L160 67V65L162 66V67H164L165 65H166V67L168 66V67H170V68H172V69H169L168 67H167V71H165L164 69L162 70V68L160 69L162 72H168L169 73V70H170V73H169V75H168V73L167 74H162V75H164V76H166V77H170V76H172V73L174 74V72H175V69L174 68H176V66H177V63L175 62V61H183L184 62V64H183V66H185L186 68L188 67L189 68V64H187V62L186 61H184L183 60V58L181 57V56H179V55H185V54H187V52L185 51V50H183L182 48L181 49H175V48H171V45L172 44H174L172 41H174L173 40V37H171V35H170V30H167V29H169V27L170 26H172V27H174V28H179L180 26L179 25H181L182 23H184V20H183V18H182V14L183 13H186V12H189L190 11V7H186V3H184L183 5H184V7H183V5H177V7L176 6H174V7H169V6H167L166 4H165V8L162 6L161 7V10L163 9V11H157V9H156V11H157V13L158 12H161V13H156V11H154L153 13L150 11H144L143 12V10L141 11L140 10V5L141 6H144V8H145V6L146 5H148V3H147V1H149V0H132L134 3H137L136 5L138 6V10L136 11V10H133V9H131V11L133 12H135L136 11V17H135V14H134V16H133V13L132 12H130L129 11V13H131V15L127 12V15H126V19L125 20H127L128 19V17H129V19H130V21H129V23L131 24L132 22H131V17H133V22L134 21H136V22H134V23H136L135 25H134V23L133 24H128L127 25V23H124V22H127V21H124L122 24H120V26H119V24H118V26L115 24H108V25H106L105 23V25L102 23V22H100V21H98L97 19H95L94 21H86V20H82L80 17H81V15H80V13L82 14V12H85V14H84V16H86L88 13H90L91 15H92V17L93 16H95L96 14H94L95 13V11L96 12H99V11H97V10H100V8L102 9V6L104 5L105 6V3H106V1L107 0H103L104 2V4L103 3H101V1H99V0H97L98 2L96 3V0L94 1V3H93V1L92 0H90V2L91 3H93L94 5L96 4V5H98L99 3V5L101 6H97V8H95L94 9V7L96 6H94L93 8H91L93 5L92 4H89V2L88 3H86V4H83L82 5V3H84L83 2V0H81V4L79 3L80 1L79 0H77V2L75 1V0H54V2H55V4L54 3H52V5H48V7H46L45 8V6H44V3L46 4V0H43V1H41L40 0V2H43V3H40V4H42V5H40V4H37L36 2H38L39 0H32V1H30ZM48 1V0H47ZM58 1H60V2H58ZM64 2V3H62V2ZM79 1V2H78ZM87 1H89V0H86L85 2H87ZM108 1H110V0H108ZM107 1V2H108ZM119 1V0H118ZM117 1V2H118ZM125 3H123L122 2V0H120V2L119 3H121L122 2V4H126V6L127 7H130L132 4L129 2V0H123ZM182 1H184V0H182ZM186 2H187V4L188 5H190L191 4V0H185ZM27 2V3H26ZM34 2H35V5L37 4L38 6H35L34 5ZM67 3V5H66V3ZM74 2H76L75 4H76V6L75 5H72V4H74ZM28 3H29V5H28ZM59 3H60V5H62V6H60L59 5ZM130 3V4H129ZM147 3V4H146ZM64 4L66 5V6H64ZM78 4L79 5H81L80 7L82 8H80L79 6H78ZM146 4V5H145ZM23 5V6H22ZM54 5V6H53ZM85 5H87L88 6V8L89 9H86V6ZM90 5H92V6H90ZM164 5V4H163ZM16 6V7H15ZM31 6H33V10L32 11H34L35 9V11L37 12V16H35V15H33V14H31L32 12H31V9H32V7ZM42 6H44V8H42ZM53 6V7H52ZM90 6V7H89ZM103 6V7H104ZM115 6H117V7H115ZM31 7V9L29 10V8ZM37 7V8H36ZM39 7V8H38ZM51 7V8H50ZM56 7V8H55ZM59 7V8H58ZM60 7H62V8H60ZM64 7V8H63ZM73 7H74V9H73ZM76 7H77V9H76ZM84 7V8H83ZM98 7H99V9H98ZM121 6H119L118 7V5H115L114 4V7H112V8H114L115 9V11L116 10H120L119 8H120ZM132 7V6H131ZM41 8H42V10H41ZM70 8V9H71ZM78 8H80V9H78ZM180 8V9H179ZM22 9V10H21ZM38 9V10H37ZM44 9H46L45 11H44ZM70 9H68V10H70ZM85 9H86V11H85ZM130 9V8H129ZM128 9V10H129ZM26 10H28L29 12H30V14L32 15H30V16H27V15H29V12H24V11H26ZM74 10L75 11H77L78 12V10L80 11V12H78L79 13V15H80V17H78L79 15H76V13L77 12H74ZM82 10V11H81ZM93 10H95V11H93V14H92V11ZM34 11V12H35ZM89 11V12H88ZM230 13H229V18H231V19H234V20H236V21H240L241 20V16L242 15H240V12L239 11H237L236 9H230ZM141 12V13H140ZM143 12V13H142ZM21 13V14H20ZM25 13V14H24ZM77 13V14H78ZM125 13V12H124ZM139 13H140V15H139ZM168 13V14H167ZM10 14V15H9ZM24 14V15H23ZM73 14H75V15H73ZM129 14V15H128ZM141 14L144 16V17H151V18H154V19H151V18H148V19H143V16L141 17ZM163 14H165V15H163ZM71 15H72V17H71ZM149 15V16H148ZM35 16V17H34ZM74 16V17H73ZM75 16H76V18H75ZM114 16H117V13L115 14L114 13ZM128 16V17H127ZM140 17V18H138V17ZM156 16V17H155ZM33 17V18H32ZM40 18H41V16H39ZM38 17V18H39ZM55 17V18H54ZM54 20L56 21L59 17L58 16H55L54 15ZM56 17H57V19H56ZM96 17V16H95ZM134 17H135V19L136 20H134ZM243 17V16H242ZM78 18H79V21H78ZM84 18V17H83ZM117 18V17H116ZM244 18V17H243ZM77 19V20H76ZM81 19V20H80ZM239 19V20H238ZM31 20V21H30ZM96 20L98 21V22H96ZM224 20V18H222V21ZM172 21V22H171ZM218 21V20H217ZM221 21V19H219V22H222ZM10 22V21H9ZM79 22V23H78ZM212 22H214V24L212 23V25L214 26V29L216 30V28H217V26L215 27V25L216 24H218V23H216V21H212ZM3 24V28H2V24ZM6 23V24H5ZM54 23V22H53ZM56 23V22H55ZM65 23V22H64ZM93 23V24H92ZM94 23H96V24H102V25H100V26H102V27H100L99 25H97V27H100L99 29L97 28V27H93V25H94ZM137 23L139 24V25H137ZM14 25H16L15 23H13ZM20 24H22V23H19V25ZM26 24V23H25ZM92 24V26H90ZM95 24V25H96ZM124 24L126 25V26H124ZM222 25H218V28L219 29H217L216 31L218 32V33H216V31L213 29V33L215 34H218L217 36H215L216 38V40H218V41H220V42H222V43H224V44H226L227 46H229L230 48H233L234 50H236L237 52H239L240 51V48L243 46V44H244V42H246V43H248V40L247 39H244L243 40V38L242 39H240V37H230V35H234V34H237V31H236V29H232V30H230V29H228L229 28V25H227L228 23H225V22H223V23H221ZM235 25H240V27H239V29H241L242 31H244V30H246L247 28H250V26H249V24L248 23H234ZM9 25H11V26H9ZM18 24H17V26H19ZM22 25H24V24H22ZM89 25V26H88ZM94 25V26H95ZM111 25H114V26H117V27H113V26H111ZM123 25V26H122ZM237 25V26H238ZM8 26V27H7ZM21 26V25H20ZM19 26V27H20ZM61 25H60V27H62ZM69 26V27H68ZM85 26H88V27H90V28H88V27H85ZM104 26H106V27H110V28H105ZM122 26V27H121ZM130 26H131V28H132V30H129L130 29ZM135 26H140V27H135ZM177 26V27H176ZM179 26V27H178ZM211 26V25H210ZM220 26V27H219ZM245 26V27H244ZM9 27H11V28H9ZM19 27H17V29L19 28ZM62 27V28H63ZM129 29H128V28ZM135 27V28H134ZM59 28V27H58ZM81 28V27H80ZM97 28V30H95ZM158 28V29H157ZM211 28H213L212 26H211ZM9 29V30H8ZM89 29V30H88ZM117 29L119 30V31H117ZM120 29H123V30H120ZM127 29L129 30V31H127ZM157 29V30H156ZM173 29V28H172ZM209 29H210V27H209ZM208 29V30H209ZM14 30V29H13ZM19 30V29H18ZM17 30V36H18V38H19V36H20V38H21V35H24L25 33H31L32 34V32H30V31H28V30H24V29H22V30H24V31H27V32H25L24 33V31L21 33V31H18ZM105 31V33L107 32L108 34L110 33V36L108 35L107 36V33H106V35H104L105 33H103V32H101V31ZM108 30V31H107ZM109 30H113L114 31V33L113 32H109ZM211 30V29H210ZM229 30V31H228ZM10 31V33H8ZM40 31V30H39ZM42 31V30H41ZM92 31H94L95 33H93ZM97 31V32H96ZM116 31V32H115ZM121 31V32H120ZM123 31H125V32H123ZM127 31V32H126ZM159 31H161V32H159ZM2 32H0V34L2 35ZM18 32H20L19 34H18ZM78 33L76 34V35H79V33L80 34H82V31H77ZM118 32H120V33H118ZM163 32H165V33H167V34H165V33H163ZM181 32H184L185 33V30H181ZM212 32V31H211ZM39 34H37V35H34V36H31V34L28 36L27 34L26 35H24V36H22V38L21 39H24L25 41H26V39H27V41H28V44H27V42H26V45H29V46H26L25 45V41H23V40H19V42H22L21 44L23 45H21L22 46V51H23V53H21L22 54V57L24 58L23 60H25L26 61V59H27V61L25 62V63H28V64H25L24 62H23V64H20V62H21V59H22V57H17V59H16V61H18V59H19V64H17L16 62V64L15 63H11L12 65H13V67L10 69V68H8L7 67V69H8V71L10 72H8L7 70H6V68H5V70L2 68L1 69V66H0V69H1V72H0V97L3 99V100H1L0 101V111H2V112H0V113H3L2 115H0V126H1V130H0V158L3 156H7V158H3V159H5V160H2V159H0V186H1V191H0V193H2L0 196H2V195H4V196H2V197H0L1 199H3L4 200V197H6V193L7 194H9L10 193V191H11V189H12V191L11 192H13V193H10L9 194V196H7V198L8 199H5V202H4V206L6 205V207H2L3 208V210H2V208L0 209V216H1V214L2 215H4V216H2L1 218H0V252L2 251V249L4 250L7 246L8 247H10V249L14 252V256L12 255V257H11V259H10V261L11 262H13V263H11V262H9V264L11 263V264H34V262H35V264L37 263L38 264V260H39V257H41V255H43V251L44 250H47V253H48V251L52 254V255H50V253H46L47 255L46 256H48L50 259L48 260V261H51L52 260V264H54L53 262H55V264H58V263H56L57 261H56V259L58 260L59 258L61 259L62 258V256H63V258H65L64 260H63V258H62V260H63V262H65V263H63L62 262V264H70V263H72L74 260L73 259H76V257H75V255H74V252L75 251H78V250H82L83 248H85L84 246L86 245V248H87V246L89 245V243H90V245L88 246L90 249L89 250H92L91 249V246L92 245H95V246H92L93 247V251H91L90 252V254H89V256L93 253V256H88V258L87 259H89V261L90 260H92V262L90 261H87V260H85L84 262H83V264L85 263H87V262H89L88 264H113L114 263V260L116 259V260H118V261H116L114 264H120V263H125V264H143V263H145V264H187V260L185 261V257H189V255L190 254H187L188 252L186 251V249H188L189 247L191 248L192 247V245H193V243L192 242H194L195 244H194V247H192V252H195V251H197V249H199V247L197 246V245H201V244H204V243H206L205 241V239H203V238H201L200 237V231H199V229L201 228V226L199 227L198 226V231L197 230H195L196 232H200L198 235H197V233L195 232V236H194V233H192V235L190 236V234L191 233H187V229L189 228V227H196L198 224H199V222H200V220L202 221V220H204V217H199V216H195V213H194V211L197 209V208H195V210L193 211V209H191L190 211H191V213L192 214H194V216H191V217H189L188 215H187V212L186 211H188L189 209H186L185 207H181V205H180V207H179V205H178V207L179 208H181V211L183 210V212L186 214H184V213H182V215L180 216V217H175V219L176 220H178V221H180V222H183V223H185L184 224V226H182V227H180V229L178 228V229H168V228H166L165 230H158L157 232H156V230H154L153 231V229H155V227H151V226H147V225H145V224H143V225H145V226H142V224H141V226H138L137 227V225H136V223L135 222H139V220H140V222H144V221H142L139 217L141 216V217H144L145 215H151L150 213H153V212H155V211H157V210H163L164 209V206H166L167 204H164L166 201H167V203H169V202H171L172 201V198H167V199H170V200H166L165 201V199H166V197L164 198L163 197V195L164 194H161L160 195V193H168V194H170L171 195V193H172V183H170V184H165V182L163 181V182H160V183H154V184H156L155 186H154V184H153V181H150L149 180V177L151 178V176L153 175V173H152V171H150V167L151 166H146V169H145V173L144 172H142L144 175H146L145 177H143L144 175L142 174H133L134 175V178H137V180H139V178L138 177H143V178H146V179H144V181H137L136 179L135 180H132V179H134L133 178V175L131 174L130 175V177L132 178L131 180L133 181V182H131V180H127L126 182H125V184L123 185L124 187H125V189H126V191L125 190H123V192L121 193L122 195H121V197L118 195V199H119V202H117L116 200H117V198L114 200L115 202H114V205H117V204H115V203H118V205L115 207L114 206V208L113 209H115V210H117V211H114L113 213H114V217L116 216V218H115V220H118V218H119V220H120V218L122 219V218H124V217H128L129 216V214L132 212V208H134L133 210H134V212L135 211H137V212H132L131 214H130V216L128 217L129 219L126 221V224L124 223V225H127V224H131V225H134V227L132 228V229H134V230H132L130 233V235H125V234H123V236L124 237H122L121 236V238H119V237H117V238H119V239H117V240H114L115 242H110V240L109 239H112V231H110L109 229H107L108 228V226H109V224L111 223V220H109V222L108 221H106V220H108V219H106L105 221H106V223L104 222V220L102 221V223H101V226H102V230L99 228V230H100V232H99V230L97 231V227L95 228H92V229H87V231H89V232H87L86 230H85V228H84V226H85V223H86V216H87V212H86V210H87V208L91 205V203L92 204H94V203H98V202H100V201H102L103 200V197L105 196V181L103 180L104 178H102L103 176H102V172H101V169L99 168V167H101L102 168V166L104 167V165L106 164H108L107 162H109L110 160H111V158L113 157V156H123V155H126L130 150L131 151H134V149H135V151L136 150H140L141 148L140 147H142V148H144L146 145L148 146L149 144H151V143H154V142H156V141H158V140H160V139H162L163 137H165L166 135H171L172 136V132L171 131H173V130H175L176 128H180L182 125H183V123L185 122L184 120H186V116L188 115V114H192V113H195V112H200V111H195V107L196 106H198V103H199V106H200V102H198V100H195V99H197V97L199 96V97H201V95L203 96V97H205V96H207L204 100H207V101H209V104L208 105H212V102H215V101H218V100H220V99H218V98H221V95L223 94V93H225V92H227V91H229L228 90V86L226 85V83H224L223 82V84H221V79H220V77L221 76H218V78H216L215 77V75L213 74L214 72H207V73H205L204 74V76L202 77V78H198V79H191L192 77H193V75L192 76H188L187 78H186V74H184V73H182V74H184L185 76H184V78L185 79H183L184 80V82H182L180 79V81L178 80L177 82H180V83H178V85H177V83H176V85L174 86V90H178V95L177 96H175L176 98L179 96V100H180V97H181V100L180 101H182V102H184V105H182L183 103L181 102L180 103V101H178V99H177V101H176V99H175V101L174 100H170V102L171 103H177V105L179 106L180 104V108L182 109L183 108V106H184V108H186L185 110H184V108L182 109L183 110V113H185V114H181V113H179V111L181 112L182 110H179L178 111V113L179 114H177L176 115V122H175V126L173 127V126H171L172 125V116H169L168 115V117L165 119V121H168V122H164V121H162V124H161V121H160V124L162 125V126H165L166 125V123H167V125H168V127H159V128H161V129H157L156 131H154L155 132V134L153 133V130L151 131L150 129H146V128H148L147 127V125H149V126H155L156 124H155V121H153L152 119V121L153 122H151L150 121V123H151V125L150 124H146V125H143L145 122L144 121H142V123L140 122V123H138L137 125H136V127L134 126V124H132V123H129V125H128V123L126 124L125 122H121L120 124H118L117 123V121L114 123V125H112L113 124V120H109L108 119V121H109V123H107L108 121H106V122H104L103 120L101 121V120H99L100 122H98L97 120H95V121H97V122H95V121H93V124H90V126L92 127V128H94L95 129V131L96 130H98L99 131V129H97L98 127H96V126H98V125H100L101 123V125H105V124H110L111 123V125L113 126V127H110L111 125H109L108 127H110V129H109V131H108V127H106L105 129V131L106 132H104L103 134H101L100 132H99V134H100V136H97V137H95V135L96 134H94L93 132L91 133V134H94V135H92L91 136V134L89 135V136H91V137H89L88 135L87 136H85V137H83V138H79L78 136L80 135L79 134V132H80V129H78V130H74V131H70L69 130V126L71 125V123H69V122H67L68 123V125L66 124V123H64V125L66 126L67 125V127H65L64 126V129H60L59 130V128H62V123L63 122H61L65 117H67V115H70L69 113H70V111H69V109L71 110V107H72V110L71 111H73V109L75 108L74 107V105L76 106V104H78V103H76V102H79V106H78V108H80L82 105L83 106H85V108L82 106L80 109L81 110H79V111H81V112H83V110H84V112L86 111L85 109H87L86 107L87 106H91L92 104H94V103H97V102H99L98 100H99V98L101 97H99V96H95L96 98L97 97H99L97 100H95L94 101V97H92V101H94V102H92L90 99H86V98H88V95L89 94H91L92 92H89L92 88H91V85H92V83L94 82V80H93V78H95V76L97 77L98 75H96V74H94V73H96L97 71H102V69H104L105 67H106V65L107 66H110V65H108L109 63H104V64H102V63H98V65H93V67L91 66V69H89V67H88V71H85L84 70V73L85 74H82V76L78 79V81L77 82H73V83H69V82H67L68 84H66V83H64V84H62V83H60L59 82V84H57L58 83V81H54V82H51L50 81V79L48 80V77H50L51 75H52V71H54L55 72V74L57 75V70H59L58 69V66L61 64V62H62V60L61 59H63L64 58V56L66 55H70L69 54V52L71 53V54H74V53H72L75 49H76V47H78L79 45H77V46H75V47H73V48H71L72 46H69V45H71V44H68V47L67 46H65V45H67V43H65V41H63V43H65V44H63V43H59V46H56V49H54V50H60V49H62V48H64V47H66V48H68V49H70V51H68V49L66 50V48H65V50L64 49H62V50H60V51H62L63 53H64V56H63V53H62V55L61 54H57L56 55V57H54L55 59L54 60H56L57 59V57L61 60V61H58V59H57V61L56 62H60V64L59 65H57V64H54L53 66H57L56 68H54L52 71H51V75L49 74V73H46V72H48V70H46L45 71V69L47 68V66H48V63L46 62H44V57L45 56H43L42 54H44L43 53V51L45 52V54L48 52H46V48L48 47V44L51 42L50 40L48 41V40H46V42H44L45 44H43V41H42V43L41 42H39L38 43V41H36V38H37V40H39L40 39V37L41 36H43V32H38ZM94 35H93V34ZM98 33V34H97ZM102 33V34H101ZM113 35H112V34ZM42 34V35H41ZM75 34H72V38H73V36L74 37H76L75 36ZM90 34V35H89ZM116 34H118L117 36H115ZM123 34V35H122ZM124 34H126V35H124ZM215 34V35H216ZM1 35H0V37H1ZM99 37H98V36ZM120 35H122V37H120ZM165 35H167V36H169V37H167V36H165ZM3 36H2V38H3ZM12 36H15V34L13 33V35ZM27 36V37H26ZM39 36V37H38ZM124 36V37H123ZM137 36V37H136ZM164 36V37H163ZM25 37V38H24ZM31 37V38H30ZM70 37V38H71ZM92 37V38H91ZM109 37V38H108ZM113 37V38H112ZM168 39H167V38ZM1 38V39H2ZM17 38V39H18ZM19 38V39H20ZM35 38V39H34ZM111 38V39H110ZM170 38H172V40L170 39ZM255 38V37H254ZM253 38V39H254ZM0 39V40H1ZM12 39H13V37H12ZM14 39H16V36H15V38ZM13 39V40H14ZM32 40V41H30L29 42V40ZM34 39V40H33ZM78 39V40H79ZM121 39V40H120ZM261 38H258L257 37V40H259V41H256L255 39L254 40H252V39H250L252 42V44L253 45H251V48H252V46L254 47V48H252L253 49V55H256L257 56V54H258V52H262V54H261V56H259L260 58H258V60L256 59V64L257 63H260V64H257L255 67H254V71H259V70H262V69H264V54H263V48H264V40H260ZM9 40H7V42L8 43H6L5 41H3V42H5L4 44H6V46L8 47V46H11V45H7V44H10V41ZM88 40V41H87ZM114 40V41H113ZM129 40H131L130 42H134V41H136V43L134 44L133 43V46H132V43H130V42H128V45L126 44V41H129ZM167 40V41H166ZM170 40H171V45L170 44H167L168 42L170 43ZM246 40V41H245ZM249 40V41H250ZM93 41H95V42H93ZM138 41V42H137ZM0 42H2V41H0ZM2 42V43H3ZM11 42H12V40H11ZM36 42V44L35 45H37V46H32V50H31V46H30V44L31 45H33L32 43H35ZM104 42V43H103ZM257 42V43H256ZM51 43H53V42H51ZM84 43V42H83ZM245 43V45H248V44H246ZM39 44L41 45V48H42V46H44L45 45V47L41 50L42 51V53L39 51V50H37L38 48H40V46H39ZM129 44H131V45H129ZM140 44V45H139ZM143 44H146L145 46H147V44H148V46L145 48V47H143L144 45ZM150 44V45H149ZM0 45H1V43H0ZM3 45V44H2ZM1 45V46H2ZM61 45V46H60ZM94 45V46H95ZM127 45V46H126ZM135 45V46H134ZM152 45V46H151ZM6 46L5 45H3V47H0V53H1V55H3L4 53H7V52H4L5 50L7 51V49H6ZM27 47L28 48V50H31L30 51V53H35V54H33L34 55V57H32V55L31 56H27L26 54H30L29 53V51L26 49V48H24V47ZM39 46V47H38ZM62 46H64V47H62ZM101 46V47H100ZM128 46H129V48H128ZM130 46H132V48L130 47ZM137 46V49L136 50H133V51H136V52H133L134 54L135 53H137V54H135V55H137L138 56V54H139V52H137L140 48L139 47H143V48H145V49H149L148 51L150 52V48H151V54H149V52L147 51V53H144V52H146V51H143L142 50V55L143 54H145L146 56L149 54L150 55V57L148 58V60L146 59H143L144 57L143 56H145V55H143V56H141V55H139L138 56V59H136L137 58V56H136V58H133L134 56L132 55L133 53L132 52H128V51H130V49H134V47H136ZM150 46V47H149ZM29 47H30V49H29ZM34 47L36 48L35 50H34ZM57 47H59V48H57ZM70 47V48H69ZM96 47V46H95ZM94 47V48H95ZM122 49V50H120V48ZM149 47V48H148ZM2 48V49H1ZM5 48V49H4ZM55 48V47H54ZM93 48V45H92V47H91V49ZM94 48L92 49L94 52L97 50L96 48H95V50H94ZM26 49L27 51H25L24 52V50ZM51 49V48H50ZM129 49V50H128ZM142 49V48H141ZM140 49V50H141ZM144 49V50H145ZM152 49H154V51L152 50ZM2 50V51H1ZM34 50V51H33ZM37 50V51H36ZM117 50V49H116ZM116 50H114L116 53L118 52V51H116ZM128 50V51H127ZM180 50L182 51V52H180ZM33 51V52H32ZM40 52L41 53V55L43 56V58H42V56L40 57V56H38V58L35 56V55H37V52ZM66 51V52H65ZM68 51V52H67ZM92 51V52H93ZM122 51H125V52H128V53H131V55H129V54H127V56H123V54H124V52H122ZM246 51V50H245ZM2 52H3V54H2ZM38 52V53H39ZM93 52V53H94ZM153 52H155V53H153ZM40 53L38 54V55H40ZM58 53H60V52H58ZM153 53V54H152ZM256 53V54H255ZM7 54H9V53H7ZM15 54V53H14ZM25 54V55H24ZM44 54V55H45ZM104 54H105V52H104ZM140 54H141V52H140ZM0 55V56H1ZM11 55H13V53H11ZM25 57H24V56ZM46 55H48V53L46 54ZM3 56H7V55H3ZM14 56V55H13ZM59 56H61V57H59ZM65 56V57H66ZM72 56H75V54L74 55H72ZM131 56H133V57H131ZM250 56V55H249ZM29 59H28V58ZM32 57V61L30 62V58ZM42 58L43 60H39L40 58ZM68 57V56H67ZM126 57H128V58H126ZM131 57V58H130ZM143 57V58H142ZM180 57V58H179ZM3 58V57H2ZM21 58V59H20ZM33 58H37L36 60H38L37 62H34L35 60L33 59ZM255 58V57H254ZM65 59V58H64ZM117 59V60H116ZM156 59H157V61H156ZM13 60V59H12ZM11 60V61H12ZM22 60V61H23ZM34 60V61H33ZM135 62H134V61ZM141 62H140V61ZM146 62H145V61ZM10 61V62H11ZM15 61V60H14ZM14 61H12V62H14ZM117 61V62H116ZM244 61H245V65L248 63V61H247V59L245 60L244 59ZM29 62H30V64H29ZM39 63V65L38 64H34V63ZM40 62H44V64H41L42 66H43V70L41 69V70H38L39 72H41L42 71V76L43 77H41L40 78V73L38 72V74H40V75H38V76H36L37 74V69L39 68H41L42 66H40ZM80 63L81 62H83L82 60H80L79 61ZM142 62H144V63H142ZM150 62V63H149ZM157 62V63H156ZM249 62H250V60H249ZM22 63V62H21ZM113 63H115V64H113ZM254 63H255V61H254ZM46 64H47V66H46ZM170 66H169V65ZM262 64V65H261ZM17 65V66H16ZM27 65H29V66H27ZM32 65H34V67L32 66ZM171 65H174L175 67H171ZM35 66H36V68H35ZM37 66H39V67H37ZM52 66V67H53ZM90 66V65H89ZM105 66V67H104ZM120 66V67H119ZM151 66V67H150ZM179 66V65H178ZM198 66V65H197ZM197 66H195L196 68L195 69H198L199 68V66L197 67ZM17 67H18V69H17ZM96 67V68H95ZM102 67V68H101ZM122 67V68H121ZM124 67L126 68V69H124ZM165 67V68H166ZM21 68H22V70H21ZM30 68V69H29ZM31 68H32V70H31ZM93 68H95V69H93ZM112 68V69H113ZM155 68V69H156ZM185 68V69H186ZM187 68V69H188ZM256 68H259V69H256ZM260 68H262V69H260ZM17 69V70H16ZM34 69H36L35 70V75H32V72L34 73ZM57 69V70H56ZM122 69H124V70H122ZM11 70V71H10ZM13 70V71H12ZM21 70V71H20ZM30 70V71H29ZM97 70V71H96ZM120 70V71H119ZM171 70H172V72H171ZM180 70L181 69H178V71H177V75L178 76H180ZM184 70V69H183ZM7 71V72H6ZM19 72V74H18V72ZM23 71H25V72H23ZM45 73H44V72ZM94 71H96V72H94ZM3 72H5L4 74H3ZM13 72V73H12ZM31 72V73H30ZM93 72V73H92ZM99 72H97V74L99 73ZM121 72V73H120ZM122 72H124L123 74H122ZM129 72V74H127ZM180 74H179V73ZM12 75V77L9 75ZM31 75H30V74ZM90 73H91V75H90ZM103 73L105 74H102L101 72H100V74L101 75H104V76H106V77H103V76H101L100 74H99V76H101V78L103 79V80H108L107 82H110V83H112L111 82V79L114 77V78H119V76L117 75V76H115L114 74H116V73H113V70H112V73H111V71H109V70H104L103 71ZM112 74L113 76H111L110 74ZM216 73V72H215ZM220 72H218V74H219ZM3 74V75H2ZM7 74V75H6ZM15 74H18V75H16L15 76ZM27 74V75H26ZM48 74V75H47ZM54 74V75H55ZM181 74V75H182ZM6 75V76H5ZM50 75V76H49ZM95 75V76H94ZM5 76V77H4ZM27 76H28V78H27ZM31 76V77H30ZM32 76H36L37 78H39V79H41V81L42 82H44V81H46L45 79L47 78V81L46 82H44L43 84L42 83H40V84H38V81H40L39 79H38V81H37V78H36V80H32ZM44 76H45V79H44ZM91 76V77H90ZM99 76H98V78H99ZM108 76H111V77H108ZM51 77H53V75L51 76ZM50 77V78H51ZM89 77H90V82L88 81L89 80ZM108 77V78H107ZM131 77V78H130ZM165 77V78H166ZM30 78V79H29ZM54 78V80L56 79L55 77H53ZM52 78V79H53ZM100 78V79H101ZM113 78V79H114ZM116 78V79H117ZM124 78H125V80H124ZM130 78V79H129ZM214 78V79H213ZM17 79V80H16ZM129 79V80H128ZM190 79L192 80V82L190 81ZM213 79V80H212ZM87 80V81H86ZM105 80V81H106ZM110 80V81H109ZM186 80V81H185ZM212 80V81H211ZM50 81V82H49ZM81 81V82H80ZM93 81V82H92ZM115 81V80H114ZM125 81V82H124ZM210 81V82H209ZM220 83H219V82ZM27 82H29L28 84H30L31 86H29L28 84H27ZM34 83V85H32L33 83ZM83 82H85V83H87V84H85L86 86H87V89H86V87H83V85H84V83ZM102 82V81H101ZM191 82V83H190ZM196 82V83H195ZM32 83V84H31ZM37 83V84H36ZM51 83V84H50ZM54 83V84H53ZM83 83V84H82ZM109 83V84H110ZM123 83V84H122ZM190 83V84H189ZM35 84L36 85H38V86H35ZM66 84V85H65ZM78 84V85H77ZM193 84H195V85H193ZM199 84V85H198ZM28 85V86H27ZM77 85V86H76ZM82 85V86H81ZM28 88H27V87ZM106 85H104V87H103V89H105L106 90V87H105ZM183 86H188V87H191V88H189L188 89V87H187V89L185 90L184 88H183ZM196 86H198V87H196ZM9 87H11V89L9 88ZM13 87V88H12ZM15 87V88H14ZM19 89H18V88ZM42 87V88H41ZM46 87V88H45ZM74 87V88H73ZM81 87H83V88H81ZM149 87H150V89H149ZM149 87H147V89H141V90H137V89H135V91H134V95H137V97H141L142 96V94H143V91H145V92H147V94H148V92L150 93V90H151V86H149ZM196 87V88H195ZM4 88H6V89H4ZM32 88H34V89H32ZM70 90H69V89ZM78 88V89H77ZM81 88V89H80ZM85 88V89H84ZM180 88H182L181 90H180ZM230 88V87H229ZM12 89H13V91H12ZM17 89V90H16ZM30 89H32V90H30ZM35 89H36V92L34 93V94H32V95H30L32 92H34L35 91ZM39 89V90H38ZM62 89H63V91H62ZM76 89H77V91L80 89L81 91H83L82 92V94H81V91L79 92V94H77L78 92H75L76 91ZM84 89V90H83ZM193 89V90H192ZM8 90V91H7ZM73 91V93H71V94H77V95H71V98H69V100H68V98H67V102L68 103H66V104H64L63 102L64 101H66L65 99L63 100L62 99V102H58V103H56L57 104V106H56V104H54V106H56L55 108L53 107V108H47L48 110L46 111H44V113H50L49 114V116H48V119L46 118H44L43 116L41 117V118H43V119H45L47 122L48 121H50V122H46L45 120H43V119H40V121L41 122H38L36 125H35V127H31L30 128V130L29 131H27L28 129H29V126H31V125H28V129L26 128L27 126H25V128H24V130L22 131L21 130V126H23V122L26 120V118H24V116H25V112H26V110H29V109H32V108H37L38 106H40L41 104H43L44 102H45V100H47L51 95H53V94H63V93H66L67 91ZM183 90V91H182ZM13 93H12V92ZM29 91H32V92H29ZM55 91H57L56 93H55ZM62 91V92H61ZM88 91V92H87ZM91 91H93V90H91ZM109 91L107 92L108 94H109ZM111 91H110V93H111ZM39 92V93H38ZM43 92H44V94H43ZM186 92V93H185ZM213 92V93H212ZM30 93V94H29ZM38 93V94H37ZM42 93V94H41ZM87 93H89V94H87ZM181 93L183 94V95H181ZM185 93V94H184ZM10 94H11V96H13V97H10ZM50 94V95H49ZM260 94L262 95V96H264V91L263 90H261L260 91ZM49 95V96H48ZM103 95V94H102ZM187 95L189 96L188 97V99H187ZM5 96H8V97H5ZM16 96H17V98H16ZM37 98H36V97ZM74 96V97H73ZM78 96V97H77ZM85 97V99H84V97ZM183 96V97H182ZM10 97V98H9ZM25 97V98H24ZM47 97V98H46ZM81 97V99H79ZM83 97V98H82ZM185 97H186V99H185ZM198 97V98H199ZM213 97V98H212ZM13 100H12V99ZM27 98V99H26ZM89 98H91V97H89ZM210 98V99H209ZM212 98V99H211ZM215 98H217L218 100H216ZM15 99V100H14ZM20 99V100H19ZM23 99H25V100H23ZM44 99V100H43ZM75 99H77V100H75ZM79 99V100H78ZM185 99L186 101H187V103H186V101H183V100ZM194 99V100H193ZM11 100H12V102H11ZM75 100V101H74ZM84 101H89V102H84V104H82ZM3 101V102H2ZM6 101H8V102H6ZM10 101V102H9ZM20 101V102H19ZM42 101V102H41ZM74 103H73V102ZM80 101L82 102V103H80ZM191 101V102H190ZM194 101V102H193ZM195 101H197V102H195ZM210 101H211V103H210ZM90 102H92V104L90 103ZM60 103H62V104H60ZM76 103V104H75ZM88 103H90V104H88ZM169 103V102H168ZM171 103H169L170 105H171ZM180 103V104H179ZM191 104V105H189V104ZM197 103V104H196ZM4 104L6 105L5 106V108L7 109V111H9V112H7L6 111V109L4 108ZM36 104H37V107H36ZM60 104V105H59ZM64 104V105H63ZM85 104H88L87 106L85 105ZM193 104V105H192ZM1 105H3V106H1ZM188 105H189V107H188ZM196 105V106H195ZM53 106V105H52ZM51 106V107H52ZM71 106V107H70ZM186 106V107H185ZM194 106V108L195 109H193V108H190V107H193ZM8 107V108H7ZM31 107V108H30ZM103 107V106H102ZM175 106H172V108H174ZM187 107H188V109H187ZM10 108V110H8ZM24 108V109H23ZM57 108V109H56ZM82 108H83V110H82ZM101 108V107H100ZM100 108H98V110L100 109ZM199 108H201V109H199ZM50 109V110H49ZM57 110V112L56 111H53V110ZM62 109V111H61V113H60V111L59 110H61ZM75 109H77V108H75ZM177 109V108H176ZM198 109L199 110H201V111H203V112H201V113H203V114H206V112L208 113V111L210 110V106H208V108H205V109H203V107H198ZM4 110V111H3ZM15 111V113H14V111ZM53 111V113L54 112H56V114L54 113V115H55V118H53V113H52V111ZM101 111H103V112H105L106 113V111H104V109H100ZM99 110V111H100ZM187 110V111H186ZM23 111V112H22ZM186 111V112H185ZM7 112V113H6ZM13 112V113H12ZM59 112V113H58ZM83 112V113H84ZM9 113H11L12 114V116L9 114ZM74 113V112H73ZM87 113V112H86ZM261 113H262V111H259L258 112V114H259V116H260V121H261V123L262 124H264V118H262L261 117ZM8 115V118H6L7 117V115ZM18 114V115H17ZM23 114V115H22ZM58 114V117H59V119H58V117H56V115ZM67 114V115H66ZM46 115V114H45ZM50 115H52V116H50ZM96 114H94V116H95ZM153 115V114H152ZM152 115H151V117H152ZM3 116V117H2ZM10 116V117H9ZM154 116V115H153ZM181 116H182V120H181ZM6 119H5V118ZM18 117V118H17ZM46 117V116H45ZM51 119H50V118ZM62 117V118H61ZM64 117V118H63ZM171 117V118H170ZM188 117V116H187ZM3 118V119H2ZM21 118V119H20ZM93 116H92V119H88L89 120V122H92L91 120H93ZM170 119V120H167V119ZM178 118V119H177ZM209 118H210V120H209ZM3 121H2V120ZM11 119V120H10ZM17 119V120H16ZM50 119V120H49ZM10 120V121H9ZM54 120H56V121H58V122H56V121H54ZM60 120V121H59ZM107 120V119H106ZM2 121V122H1ZM43 121H45V122H43ZM53 121V122H52ZM207 121V122H206ZM206 121H204V123L203 124H201V125H203V126H199L200 128L198 129V130H200L201 128L203 129V127H207V126H209L211 123H212V119H211V117H208V119L206 120ZM209 121H210V124H209ZM6 122V123H5ZM14 122V123H13ZM56 122V123H55ZM59 122H61V123H59ZM164 122V123H163ZM40 123V124H39ZM51 123H52V125H51ZM53 123H54V126H57V128H58V130L56 129V132L57 133H55V135H57L58 136V139H59V141L60 142H58L56 145L57 146H54L55 144L53 143V145L51 144L50 146L51 147H53V150L56 152H58L59 151V149H61V153L62 154H60V151L58 152V154H57V152H56V154L55 153H53V154H51V153H49V154H46L45 156H43V155H41L42 154V151L41 150H39V152H37V155L39 154V153H41V154H39V157L41 156H43L42 158L40 157V158H38L37 159V157L35 156V158H36V160H35V158H33V160H34V162H31V161H24V160H19L18 161V165H17V167L14 165L16 162H17V160H18V157L22 154V152L24 151H28V149L29 148H31V139H33L34 140V138L36 137L35 135H42L45 131L47 132V130L49 129V127H51V126H53ZM97 123V124H96ZM152 123H154L155 125H153ZM169 123H170V125H169ZM178 123V124H177ZM181 123V124H180ZM6 124V125H5ZM43 125V126H40V125ZM46 126H45V125ZM47 124H48V126H47ZM123 124L125 125L126 124V127L125 126H123ZM130 124H132V125H130ZM140 124V125H139ZM159 123L156 125V127H158L159 125H160ZM165 124V125H164ZM209 124V125H208ZM217 124V123H216ZM8 125H12L11 126V128L8 126ZM14 125V126H13ZM61 125V126H60ZM93 125V126H92ZM100 125V126H101ZM122 125V126H121ZM138 125L139 126H141L142 128L140 129L139 127H138ZM166 125V126H167ZM176 125H178L177 127H176ZM211 125H213L214 126V124H211ZM7 126V127H6ZM37 126H40V127H37ZM88 126H89V124H88ZM114 126H117V127H119V129H118V135L120 134V133H123V132H126L125 130H128V129H132V131L131 130H129L130 132H132V133H130V132H128L127 131V133L125 134H121L120 136H112V134H111V129H113L114 128ZM120 126L121 127H123L122 129H124V131L120 128ZM132 126H134V127H132ZM146 126V128H144ZM170 126V127H169ZM213 126H210V127H208V130H214V133L216 132L217 133V131H222L223 132V130H221L220 128H222L221 127V125H219L218 124V127L217 128H219L218 130H217V128L216 127H213ZM216 126V125H215ZM6 127V128H5ZM43 127V128H42ZM71 127V126H70ZM132 127V128H131ZM204 128L203 130H204V132H203V130L202 131H200L198 134V136H196V138L198 137V142L201 144L200 146H202L201 148H200V146L199 147H197V145H199L198 144V142L196 141V140H193L192 141V143L193 142H197L196 144L195 143H193V144H195V145H193V147L192 148H194L195 146H196V148L195 149H192L193 150V154H195V156L194 155H191V157H190V161H191V159H192V161L194 160L193 158H195V160L196 159H198V160H196V161H194V162H190L189 164L190 165H195L196 164V167H198L197 169H198V171H204V172H206V173H213V171L214 170H217L218 172H220L221 170H219V169H222V171L220 172V173H218L217 171L215 172V173H213V174H207L208 176V178L209 177H211V178H209V180L211 179V181L212 182H214V181H216L217 180V178L216 179H214L215 177H219L220 176V178H219V182H221V180H222V178H221V176H223V178H225V180L226 181H229V183L227 182V183H223V181L220 183L221 185H224V186H226V188L223 186H221V187H219V183L216 181L215 182V184L216 185H218V190H217V188H216V191L215 190H213V192L215 193H220V194H222V193H226L227 195L229 194V193H233V192H236V193H238V195H239V199L236 201V203H234V202H230L229 204H224V208H221V209H224V212H223V215H224V217H223V222H225V223H223L222 224V227H221V225L218 227V229H217V233H216V230L215 231H213V233H211L212 231H210L209 232V236H211V237H209V239H208V242L210 243H208L209 245H207V244H204L203 245V247L205 248V249H209V250H207V251H209V252H207V251H205V249H204V251H205V254H207L208 256L207 257H205V258H203L202 260L200 259V261H199V264H203V263H206V262H210L211 264H214V262H215V264L217 263V264H225V263H223V261H222V259H227L228 257H229V259H228V261H235V262H229L228 264H230V263H236V264H238V263H240L241 262V264H243L242 263V261H244V263L246 264L247 262H250V261H248V260H251V258H250V256H252V254H253V251H252V247H251V245H252V242H253V240H254V233L256 234V232L255 231H257L258 229H260L261 230V233H262V235L264 236V210H263V208L264 207H262V204H258L259 206L261 205V207L260 208H257V207H259L257 204V207H255V208H253L254 210H255V212L253 211V215L255 216L254 218H253V220L256 218V220L258 221H256V224L258 225L259 224V226H260V228H258V227H255L254 226V223H255V221H254V223H253V220L250 218V217H248L247 218V216H249L248 215V213L246 212L247 210H248V207H245V208H242L243 209V211L242 212H240V214H237L236 212H233V211H230V209H233L234 208V204H235V208L238 206V205H241V207L243 206V205H246V204H248L249 203V200L251 201V199H253L252 201H255V200H257V202H259V203H263V201H264V172H259V171H255L253 168L251 169V167L250 168H248V169H246V170H243V169H239L238 170V168H236L235 167V164L233 165L234 167H235V169H236V171H235V169H231V168H233V166H232V163H234V161H232V163H231V160H234V156H229V155H232V154H230V149L231 148H229V146H233L232 147V149L231 150H234V149H236V148H238V145L240 144V145H242L240 142H242V143H247V141L246 140H248V138H245V139H243L244 141H246V142H244L243 140H241V141H239V142H233L234 140H231L230 139V137H228L229 138V140H230V142H229V140H228V138H227V132H226V134L224 133L223 134V136H222V134H216V135H214V134H212V133H210V132H208L207 133V128ZM211 127H213L214 129H211ZM3 128V129H2ZM8 128V129H7ZM36 128H38L39 129V131H34V130H37ZM67 128V129H66ZM88 128L90 129V127H87L86 128V131L88 130ZM139 128V129H138ZM144 128V129H143ZM162 128H164V129H162ZM175 128V129H174ZM210 128V129H209ZM4 129H5V131H7V130H9V131H7L8 133H6L5 134V131H4ZM18 129H19V131H18ZM25 129H27L26 130V132H25ZM43 129H46V130H43ZM82 129H83V127H82ZM81 129V131L83 132V131H85V129H83L82 130ZM93 129V130H94ZM172 129V130H171ZM195 128H192V130L191 131H188L187 132V136H186V139L189 141L190 139H191V137H192V135H193V133H195V130H194ZM20 130H21V132L23 133H21L20 132ZM32 130H33V132H32ZM41 130V131H40ZM66 130H69V132L67 133L68 134V136L71 138L70 139V141H69V139L67 140V141H61V139L62 140H65V139H63V134H64V132L66 131ZM103 130V129H102ZM120 130L121 131H123V132H120ZM138 130V131H137ZM161 130H163V131H160ZM206 130V131H205ZM2 131V132H1ZM3 131H4V133H3ZM44 131V132H43ZM62 131H64V132H62ZM76 131V132H75ZM98 131H97V133H98ZM141 131V132H140ZM151 132V133H149V132ZM19 132V133H18ZM24 132L26 133V136H29V138H27V140H25L24 141V138H23V142H24V144H20L21 142H22V138H21V142L19 141V137H20V135H21V137H24L23 135H24ZM27 132H29L28 134H27ZM40 132V133H39ZM70 132H73L72 134L70 133ZM108 132V133H107ZM120 132V133H119ZM157 132V133H156ZM164 132H168V134H166L165 135V133ZM190 132V133H189ZM192 132V133H191ZM203 133V139H200V138H202V137H199L202 133ZM207 134H206V133ZM258 132V131H257ZM16 133H17V136L18 137H16ZM33 133V134H32ZM59 133V134H58ZM61 133H63L62 134V136L60 135ZM78 133V134H77ZM96 133V132H95ZM108 135H107V134ZM110 133V134H109ZM138 133H141L143 136L144 135H147V136H137V134ZM204 133H205V135H204ZM221 133V132H220ZM259 136H258V138L256 139V138H253V140H257V141H259V142H262L263 144H264V129H260L259 130ZM71 136H70V135ZM76 135L75 137H74V135ZM99 134H97V135H99ZM107 136H106V135ZM133 136H135V134H136V137H132V135ZM140 134V135H141ZM190 134V135H189ZM102 135L104 136L105 135V137H106V139H104L105 137H102ZM109 135H111L110 137H108ZM123 135V136H122ZM130 136V137H132L133 139H135V141L133 140H130V137L128 138V140L129 141H132V143L131 142H128V140L127 141H123V140H125L124 138H127L128 136ZM161 135V136H160ZM210 135V136H209ZM214 135V136H213ZM225 135V136H224ZM6 136V137H5ZM30 136H31V139H30ZM151 136H153V137H151ZM159 136V137H158ZM205 136H207V137H205ZM212 136V137H211ZM219 136V137H218ZM222 136V137H221ZM246 137L248 136V135H245ZM34 137V138H33ZM61 137V138H60ZM76 137L78 138V139H76ZM99 137H101V138H99ZM111 137H114V138H111ZM144 138V139H147L148 141H150V142H148L149 144H145V146L144 145H142V141H140L141 143H137L136 141H139L141 138ZM156 137H158V138H156ZM218 137V139H214V138H217ZM224 137L225 138H227L225 141L223 140L224 139ZM16 140H15V139ZM19 138V139H18ZM75 138V139H74ZM87 138H88V143L89 142H91L92 143V141H93V143H95V144H91V143H87L86 142V140H87ZM90 138V139H89ZM98 138L100 139V141L97 143V142H94V140H96V141H98ZM104 140H103V139ZM108 138V139H107ZM122 138H123V140H122ZM142 138V139H143ZM151 138V139H150ZM154 138V139H153ZM204 138H206V139H204ZM207 138H209L208 140H207ZM2 139V140H1ZM4 139V140H3ZM11 139H13V140H11ZM25 139H26V137H25ZM92 139V140H91ZM102 139V140H101ZM114 141H112V140ZM121 140V141H119V140ZM143 139V140H144ZM150 139V140H149ZM201 141H200V140ZM6 140V141H5ZM10 140H11V142H10ZM18 140V141H17ZM33 140H32V142H33ZM74 140H76V141H74ZM78 140H79V142H78ZM80 140L82 141L83 140V142H84V144L87 146V147H81V146H83V142H80ZM91 140V141H90ZM111 140V144H110V141ZM205 140V141H204ZM213 140V141H212ZM220 140H222V141H220ZM228 140V141H227ZM253 140H250L251 142L253 141ZM20 144V145H18V143ZM72 141V142H71ZM118 141V142H117ZM122 141L123 142H127V143H122ZM153 141V142H152ZM210 141H212V142H210ZM232 141V142H231ZM13 142H15V143H17V145L16 144H14ZM47 142V141H46ZM63 142V143H62ZM68 142V143H67ZM71 142V143H70ZM76 142V146L74 145V143ZM86 142V143H85ZM113 142V143H112ZM136 142V143H135ZM144 142V141H143ZM190 142H191V140H190ZM204 142V143H203ZM219 142V143H218ZM223 142H225V143H223ZM56 143V142H55ZM60 143V144H59ZM78 143V144H77ZM81 143V144H80ZM101 143H103V144H101ZM117 143L118 144H121V146H125V144L127 145V147H128V149H127V151H120V150H122L121 148V146L120 145H117ZM134 143H135V146H134ZM216 143V144H215ZM227 143V144H226ZM5 144V145H4ZM26 144H28V145H26ZM99 144H101V145H99ZM130 144V145H129ZM131 144L133 145V146H131ZM137 144H139L138 145V147H136L137 146ZM203 144H205L206 146L204 147V145ZM208 144V145H207ZM210 144V145H209ZM233 144V145H232ZM61 145V146H60ZM74 145V146H73ZM78 145V146H77ZM80 145V146H79ZM84 145V146H85ZM90 147H89V146ZM98 145V146H97ZM212 145V146H211ZM224 145V146H223ZM9 146H11V148H8ZM12 146H14V147H12ZM18 146V149L16 148ZM19 146H20V148L22 147V149H20L22 152H20V150H19ZM68 146V147H67ZM111 146H113V147H111ZM116 146H118V147H116ZM121 148H120V147ZM140 146V147H139ZM227 146H228V148H227ZM50 147V148H51ZM56 147V148H55ZM65 147V148H64ZM107 147H109V148H107ZM111 147V148H110ZM222 147H226V148H223V149H221ZM8 148V149H7ZM13 148V152H11L12 149ZM14 148H16V149H14ZM23 148H25V149H23ZM50 148H48V149H50ZM57 148H59V149H57ZM63 148V149H62ZM72 148V149H71ZM76 148V149H75ZM83 148V149H82ZM84 148H86V149H84ZM197 148H200L199 150H197ZM204 148V149H203ZM206 148H208V149H206ZM5 149V150H4ZM57 149V150H56ZM91 149V151H89ZM93 149V150H92ZM113 149V150H112ZM205 149H206V151H205ZM214 149H215V151H214ZM218 149V150H217ZM226 149V150H225ZM11 150V151H10ZM18 150V151H17ZM30 150V149H29ZM51 150H52V148H51ZM50 151L49 150V152H54V151ZM210 150H212V151H210ZM8 151H10V152H8ZM16 151V152H15ZM45 151V150H44ZM48 151V150H47ZM47 151H45V153H47ZM73 151H74V153H73ZM130 151V152H131ZM201 151H204V152H201ZM8 152V153H7ZM74 155H72L71 153ZM116 152V153H115ZM211 152V153H210ZM216 152V153H215ZM229 152V153H228ZM7 153V155H5ZM44 153V152H43ZM84 153H87V154H89V156L87 155V154H84ZM114 153V154H113ZM196 153H198V154H200V156H198ZM205 153H207V154H205ZM228 153V154H227ZM59 154H60V156H59ZM102 154V155H101ZM108 154V155H107ZM110 154V155H109ZM201 154L203 155V154H205V155H203V156H201ZM2 155V156H1ZM50 155V156H49ZM52 155H55V156H52ZM65 155V156H64ZM101 155V156H100ZM197 155V156H196ZM209 155L211 156L210 158H209ZM214 155V156H213ZM17 156V157H16ZM47 156V157H46ZM52 156V157H51ZM64 156V157H63ZM76 156V157H75ZM107 156H110V157H107ZM172 156V155H171ZM193 156V157H192ZM50 157V158H49ZM61 157V158H60ZM72 157V158H71ZM88 157V158H87ZM105 157V158H104ZM205 157H208V158H205ZM212 157H215V158H212ZM57 158H59V159H57ZM71 158V159H70ZM104 158V159H103ZM171 159H172V157H170ZM201 158V159H200ZM229 159L230 158V161L229 160H227V159ZM32 159V158H31ZM73 159H75L74 161H73ZM78 159V160H77ZM170 159V160H171ZM203 160V161H200V160ZM206 159H208V160H206ZM215 159V160H214ZM2 160V161H1ZM29 160V159H28ZM54 160H55V162H54ZM61 160V161H60ZM215 161L214 163H213V161ZM21 161V162H20ZM28 162V163H23V162ZM38 161H41L40 162V164H37V163H39ZM46 161V162H45ZM68 161V162H67ZM73 161V162H72ZM85 161H86V163H85ZM96 161H98V162H96ZM200 161V162H199ZM208 161H210V163H207ZM227 161V162H226ZM12 162L14 163L13 165H12ZM20 162V163H19ZM33 163V164H30V165H28L29 163ZM37 162V163H36ZM57 162V163H56ZM75 162H76V164H75ZM93 162H96V165L94 166V167H92V165L93 164H95V163H93ZM106 162V163H105ZM170 162H172V160L170 161ZM211 162H212V165H213V168H211V169H209L210 168V164H211ZM220 162V163H219ZM8 163H11V165L10 166H8L7 164ZM35 163V164H34ZM54 163V164H53ZM202 163H204V165H207V168H204V167H206V166H203V164ZM224 163V164H223ZM226 163V164H225ZM20 164V165H19ZM21 164H27L28 166H26V167H24L23 165H21ZM51 164V165H50ZM74 164V165H73ZM170 164V166L172 167V163H169ZM168 164V165H169ZM200 164V165H199ZM202 164V165H201ZM208 164H209V166H208ZM223 164V165H222ZM31 165H33V166H31ZM36 165V166H35ZM82 165V166H81ZM212 165H211V167H212ZM20 166V167H19ZM38 166V167H37ZM76 166V167H75ZM78 166V167H77ZM216 166H217V168H216ZM22 167V168H21ZM40 167V168H39ZM46 167H48V168H46ZM55 167V168H54ZM73 167V168H72ZM195 167V168H196ZM202 167L204 168V169H202ZM214 167H215V169H214ZM18 168V169H17ZM21 168V169H20ZM50 168H52V169H50ZM75 168V169H74ZM80 168V169H79ZM94 168V169H93ZM200 168H201V170H200ZM228 170H227V169ZM16 169V170H15ZM20 169V170H19ZM28 169V170H27ZM38 169V170H37ZM46 169V170H45ZM98 169V170H97ZM147 169H149V170H147ZM230 169L232 170V172L230 171ZM251 169V170H250ZM2 170V171H1ZM12 170V171H11ZM18 170V171H17ZM33 170V171H32ZM37 172H36V171ZM47 170H48V172H47ZM50 170V171H49ZM61 170V171H60ZM66 170V171H65ZM79 170V171H78ZM83 170H84V172H83ZM208 170V171H207ZM227 170V173L228 174H226L225 172H223V171H226ZM237 170H238V172H237ZM30 171H32V173L30 172ZM44 171H46V172H44ZM52 171V172H51ZM80 171H82L83 172V177L84 178H82V177H80L79 175H82L81 173H80ZM87 171V172H86ZM149 173H148V172ZM210 171H212V172H210ZM236 172L237 173V175H236V173H234V172ZM12 172H14V174L12 173ZM25 172V174H23ZM30 172V173H29ZM36 172V173H35ZM51 172V173H50ZM101 172V173H100ZM27 173V174H26ZM39 173V174H38ZM42 173V174H41ZM45 173V174H44ZM77 173L79 174V175H77ZM152 173V174H151ZM216 173H218V174H216ZM18 174V175H17ZM75 174V175H74ZM88 174V175H87ZM232 174H234V175H236V176H232ZM12 175V176H11ZM16 175V176H15ZM30 175V176H29ZM42 177H41V176ZM46 175V176H45ZM90 175V176H89ZM98 175V176H97ZM137 177H136V176ZM151 175V176H150ZM211 175H213V176H211ZM19 176V177H18ZM21 176V177H20ZM25 176V177H24ZM40 176V177H39ZM75 176V177H74ZM78 176V177H77ZM86 176V177H85ZM87 176H89V179L90 178H92V180L89 182L88 180V178H87ZM91 176H93V177H91ZM100 176V177H99ZM17 177L19 178L18 179V182L16 183H14V181H16L17 180ZM36 177H39V178H37L36 179ZM97 177V178H96ZM120 177H122L123 179H125V175L123 176V175H121ZM119 177V178H120ZM153 177V176H152ZM229 177V178H228ZM233 177H236V178H234L233 180H232V178ZM3 178V179H2ZM13 178V179H12ZM15 178H16V180H15ZM41 178V179H40ZM76 178V179H75ZM80 178V179H79ZM93 178H95V179H93ZM212 178H213V180H212ZM11 179V180H10ZM22 179V180H21ZM28 179V180H27ZM44 181H43V180ZM83 179V180H82ZM96 179L98 180V181H96ZM140 179H142V178H140ZM221 179V180H220ZM7 180V181H6ZM28 181V182H30V183H32L33 184V186H34V189H33V187H32V184H29L28 185V182L25 184L24 183V181ZM39 180H41V182H44V183H41L40 182V185L39 184H37V182H39ZM84 180H85V183H83L84 182ZM87 180V181H86ZM143 180V179H142ZM149 180V181H148ZM152 180V179H151ZM232 180V181H231ZM11 181V182H10ZM49 181V182H48ZM50 181H51V183H50ZM77 181V182H76ZM130 181V182H129ZM137 181V182H136ZM148 181V182H147ZM233 181H235V182H233ZM22 182V183H21ZM33 182H35L36 183V185H34L35 183H33ZM87 182H89V183H87ZM93 184H92V183ZM95 182H97L96 184H95ZM138 183L135 187H136V189L134 188V190H133V192L129 189L130 187H129V185L130 184H132V183ZM144 183L145 184V187H148V183H149V186H151V187H148L147 189H148V191L147 192H149L148 194H144L143 192H142V194H141V191H142V189H140V188H144V184L142 185V183ZM234 184H233V183ZM9 183H11V184H13L14 183V185H15V188H13L14 187V185H11L10 184V186H9ZM48 183V184H47ZM83 183V184H82ZM126 183H129V184H126ZM139 183H141L140 184V187H138L139 189L137 190V186H139ZM147 183V184H146ZM151 183L153 184V186L151 185ZM161 183H163L164 185H162ZM167 183H169V181H167ZM16 184H22L21 186L20 185H17V187H16ZM46 184V185H45ZM88 184H89V186H88ZM158 184H161V186L160 187H157L158 186ZM226 184V185H225ZM229 184H233V185H230L229 186ZM5 185V186H4ZM6 185L7 186H9V187H11V188H9V187H7L6 188ZM25 185V186H24ZM95 185V186H94ZM97 185V186H96ZM167 185H171V186H167ZM40 186V187H39ZM45 186V187H44ZM91 186V187H90ZM129 188H128V187ZM167 186V187H166ZM31 187V188H30ZM35 187H37L36 189H35ZM43 187V188H42ZM74 187V188H73ZM78 187V188H77ZM101 187V191H100V193H98L99 192V188ZM104 187V188H103ZM123 187V188H124ZM164 187V188H163ZM170 189H169V188ZM229 187H231V188H229ZM155 188H159L158 190L157 189H155ZM165 188H168L167 190H169V192H171V193H169L168 191H166V189ZM220 188H222V189H220ZM223 188H225L224 190H223ZM5 189H7L8 190V192H7V190H5ZM14 189V190H13ZM18 189V190H17ZM31 189H33L32 191H31ZM99 189V190H98ZM129 191H128V190ZM164 189V190H163ZM229 189H230V191H229ZM28 190H30L29 192H28ZM136 190V191H135ZM140 190V191H139ZM153 190V191H152ZM163 190V191H162ZM232 190V191H231ZM15 191V192H14ZM36 191V192H35ZM156 191H157V193L159 194H157V196H161L162 198H158V200L156 199H154L153 200V198H155V197H151L150 196V193H151V195H152V193H156ZM203 191H205L206 192V189H204ZM221 191V192H220ZM34 192V193H33ZM38 192V193H37ZM125 192H126V194L128 195V197H127V195L125 194ZM129 192H130V194H129ZM135 192H138L137 194H139V195H136V193ZM146 192V193H147ZM160 192V193H159ZM4 193V194H3ZM19 193V194H18ZM27 193V194H26ZM33 193V194H32ZM36 193V194H35ZM134 194V197H133V194ZM16 194V195H15ZM40 196H39V195ZM124 194V195H123ZM131 194H132V197H131ZM223 194V196H225ZM33 195V196H32ZM37 195V196H36ZM47 195V196H46ZM91 195V196H90ZM94 195V196H93ZM97 195V196H96ZM141 195V196H140ZM25 196V197H24ZM48 196L50 197V198H48ZM63 196V197H62ZM87 196H89V197H87ZM132 198H130V197ZM135 196H138V197H135ZM146 196V197H145ZM148 196H149V198L150 199H148ZM156 196V197H157ZM24 197V198H23ZM30 197V198H29ZM32 197V198H31ZM38 197H39V199H38ZM45 197H46V199H45ZM58 197H60V198H58ZM83 197V198H82ZM92 197V198H91ZM96 197V198H95ZM120 197V198H119ZM125 199H124V198ZM183 197H184V199H185V196L183 195ZM220 197V196H219ZM10 198V199H9ZM18 198V199H17ZM27 198V199H26ZM34 198V199H33ZM58 198V199H57ZM62 198V199H61ZM89 198V199H88ZM129 198V199H128ZM135 198H138V199H136L135 200ZM164 198V199H163ZM12 199L14 200V204H12ZM15 199H16V202H15ZM21 199H23V200H21ZM33 199V200H32ZM61 199V200H60ZM64 199V200H63ZM68 199V200H67ZM120 199H123V201H120ZM143 199V200H142ZM148 201H146V200ZM152 199V201L150 202V200ZM163 199V200H162ZM259 199H263V200H259ZM3 200H1L0 202H2ZM8 200V201H7ZM11 200V201H10ZM18 200V201H17ZM20 200V201H19ZM28 200H30V201H28ZM39 200V201H38ZM76 202H75V201ZM93 200V201H92ZM126 202H125V201ZM130 200V201H129ZM140 200H142V202H144V203H141V201ZM189 200V199H188ZM22 201V202H21ZM24 201H26V202H24ZM35 201V202H34ZM36 201H38V202H36ZM44 201V202H43ZM49 203H47V202ZM78 201V202H77ZM96 201V202H95ZM132 201H135V202H133V204H135V205H132ZM140 201V202H139ZM159 201V202H158ZM187 201V200H186ZM24 202V203H23ZM31 202V203H30ZM42 202V203H41ZM74 202V203H73ZM129 202V203H128ZM152 204H150V203ZM153 202V203H152ZM11 203V204H10ZM33 203V204H32ZM59 203H60V205H59ZM71 203V204H70ZM119 203H121L120 205H124L123 207L121 206L120 207V205H119ZM126 203V204H125ZM130 203H131V205L133 206V207H131L130 206ZM139 203H141V204H139ZM158 203V204H157ZM162 203V204H161ZM22 204V205H21ZM24 204V205H23ZM66 204V205H65ZM79 204V205H78ZM83 206H82V205ZM0 205H1V203H0ZM2 205H3V202H2ZM7 205H10V206H7ZM12 205V206H11ZM74 205H76L75 207H74ZM140 206V207H137V206ZM148 205V206H147ZM58 206V207H57ZM68 206V207H67ZM73 206V207H72ZM127 206H129L130 208H128V210H130V211H128L126 208H127ZM142 206V207H141ZM177 206V205H176ZM175 206V207H176ZM83 207V208H82ZM119 207V208H118ZM136 207H137V209H136ZM61 208V209H60ZM64 208H66V209H64ZM80 208V209H79ZM82 208V209H81ZM116 208H118V209H116ZM122 208V209H121ZM141 208V209H140ZM143 208L145 209L144 211H142L143 210ZM153 208V209H152ZM211 208H213V206L211 207ZM256 208L258 209L257 211L259 212H257L256 211ZM262 208V209H261ZM7 209V210H6ZM62 209H64V210H62ZM124 209V210H123ZM136 209V210H135ZM138 209H140V210H138ZM148 209V210H147ZM152 209V210H151ZM175 209V208H174ZM228 209V210H227ZM245 209V210H244ZM252 209V210H253ZM78 210V211H77ZM119 210V211H118ZM123 210V211H122ZM127 210V211H126ZM263 210V211H262ZM120 211H122V212H120ZM142 213H140V212ZM228 211H230V212H228ZM123 212H125V213H123ZM157 212H160V211H157ZM213 212V213H212ZM214 212H215V210H211V211H209L208 213H205V220L207 219V218H211L210 220H211V222H209L208 221V223L207 224H209V223H213L214 221H215V218L214 217H216V215L214 214ZM250 212H251V210H250ZM261 212V213H260ZM4 213V214H3ZM6 213V214H5ZM10 213V214H9ZM78 213V214H77ZM119 215H121V216H119ZM144 213V214H143ZM133 214H135L134 216H133ZM139 214H141V215H139ZM262 214V215H261ZM12 215H13V217H12ZM137 215V216H136ZM47 216V217H46ZM50 216V217H49ZM118 216V217H117ZM149 216L148 217H146V218H149ZM186 216H188V217H186ZM212 216V217H211ZM214 216V217H213ZM133 217V218H132ZM135 217L137 218L138 217V219H136L135 220ZM151 218H150V220L152 219V216H150ZM198 217V218H197ZM24 218V219H23ZM49 218V219H48ZM132 218V219H131ZM179 218V219H178ZM181 218V219H180ZM186 218V219H185ZM191 218V219H190ZM199 219L198 221H197V219ZM213 218H214V221L212 222V220H213ZM237 218V219H236ZM27 219V220H26ZM31 219V220H30ZM131 219V220H130ZM156 219V218H155ZM155 219H154V222H155V224H160V223H162L161 221H160V219L159 220H156V221H158V222H156L155 221ZM184 219V220H183ZM195 220V221H197V223L195 224L193 221L191 222H187V220ZM35 220H37L38 222H40L41 224H44L45 226H46V228H51L52 230H58L59 232H58V236H56V237H58V238H56L55 236V238L56 239H54V240H48L49 242L46 244V242H44V244H42V246H49V247H51L52 249L50 250V248H43L42 246H41V244H39V245H37V246H39L40 248L42 247L43 249L42 250H37V251H35L36 252V254H37V257H36V254H35V258H36V260H33L32 261V259H35L29 252H31V251H29L30 249H27L29 246H31L30 244L31 243H28V241H27V239H29V237L27 236L28 234L27 233H25L24 231H25V229H24V226L25 225H28V223H30V222H32V221H35ZM153 220V219H152ZM181 220H183V221H181ZM252 220V221H251ZM24 221H28L27 223H25V225L23 224L24 223ZM135 221V222H134ZM160 221V222H159ZM129 222V223H128ZM154 222H153V224H152V222H151V224H152V226L154 225ZM20 225H19V224ZM133 223V224H132ZM135 223V224H134ZM150 223V222H149ZM188 223V224H187ZM189 223H191V225L189 224ZM61 224H62V226H61ZM66 224V225H65ZM102 224H104V225H102ZM108 224V225H107ZM4 225V226H3ZM15 225V226H14ZM123 225V226H124ZM135 225H136V227H135ZM149 225V224H148ZM189 225V226H188ZM17 226H18V228L19 229H21V231H22V233H21V231L19 232L20 234H17V232L15 231V233L13 232V234H12V231L11 230H13V229H11L12 227L14 228V230H16L17 229ZM20 226V227H19ZM62 228H61V227ZM67 226V227H66ZM107 226V227H106ZM156 226V225H155ZM23 227V228H22ZM58 227H60L59 229H58ZM99 227V226H98ZM143 227H146V228H143ZM149 227V228H148ZM151 227V228H150ZM55 228V229H54ZM66 228V229H65ZM84 229L83 231H85V232H82L83 234L81 235L79 232H81V229ZM224 228V229H223ZM256 228H257V230H256ZM22 229H24V231L22 230ZM63 229V230H62ZM80 229V230H79ZM96 229V230H95ZM119 229V228H118ZM118 229H116V231L118 230ZM181 229H183V230H181ZM13 230V231H14ZM66 230V231H65ZM108 230V231H107ZM186 230V232H184V233H186V234H184L185 236H187L186 238H184L185 236L182 234V238H181V233H183V231H185ZM223 230V231H222ZM17 231H19V230H17ZM95 231H96V233H95ZM147 231V232H146ZM152 231V232H151ZM174 231V232H173ZM220 231V232H219ZM63 232H65V233H63ZM78 232V233H77ZM92 232H94V233H92ZM160 232V233H159ZM219 232V233H218ZM258 232V231H257ZM23 233H25V234H23ZM87 233V234H86ZM108 233V234H107ZM171 233V234H170ZM260 233V234H261ZM4 234V235H3ZM6 234V235H5ZM24 236H23V235ZM85 234H86V236H85ZM129 234V233H128ZM169 235V237H170V235L173 237V236H176V235H179L180 236V239L181 240H183V239H187V240H189L188 242H190L189 244H187L185 241H183L182 243H181V245H178L177 244V246H176V244H173V246H172V244L171 245H169V246H172V248L170 247L169 248V246H167L168 248H169V251H167L168 250V248L167 249H165V248H163L162 250L163 251H160V253L158 254V252H157V254H155L154 252H152L151 253V251H149L152 255H149V257L147 256L146 257V253H145V249L142 251L141 249V253H140V251H139V253L141 254V256H140V254L138 253V251L136 252V253H138L139 254V256L137 257L136 255L134 256V257H128L130 254H132V253H130V249L132 250V248L131 247H133L132 246V244L134 245V243H135V241H136V239H137V237L139 236V235H144V236H146V237H154V239L155 240H159V238H164V236L165 237H167L168 235ZM187 234H189V237H188V235ZM257 234H259V232L257 233ZM14 235H16V237L14 236ZM23 236L21 239L22 240H20V236ZM62 235V236H61ZM76 235V237H74ZM78 235V236H77ZM79 235L82 237V238H79ZM89 235H91V236H89ZM107 235V236H106ZM110 235V236H109ZM161 235V236H160ZM167 235V236H166ZM184 236V237H183ZM193 236V238L192 239H194V240H190L191 239V237ZM199 237V238H197V237ZM251 236V237H250ZM28 237V238H27ZM61 237V238H60ZM81 239V241H78L79 239ZM111 237V238H110ZM114 237V236H113ZM126 237V238H125ZM6 238V239H5ZM8 238V239H7ZM62 238H63V240H62ZM74 238V240H76V239H78V240H76L75 242L77 243V242H80V243H78L77 245H75L74 247H73V245L74 244H76V243H72V241L73 240H71V239H73ZM86 238V239H85ZM103 238H105V239H103ZM116 238V237H115ZM251 238V239H250ZM10 239V240H9ZM25 239V240H24ZM98 239V240H97ZM103 239V240H102ZM195 239H201V242L200 241H198L197 242V240H195ZM212 239V240H211ZM90 240H92L91 242H94V244L93 243H91L90 242ZM95 240V241H94ZM98 242H97V241ZM113 240V239H112ZM202 240L204 241L203 243H202ZM71 241V242H70ZM210 241H212V242H210ZM9 242V245H7V243ZM10 242H12V243H10ZM18 242H19V244H18ZM23 242V243H22ZM64 242V243H63ZM66 242V243H65ZM70 242V243H69ZM84 242V243H83ZM96 242V243H95ZM99 242L102 244V245H100L99 244ZM110 242V243H109ZM200 242V243H199ZM53 243H54V245H53ZM108 243V244H107ZM114 243H115V245H114ZM122 243V244H121ZM180 243V242H179ZM186 245H184V244ZM12 244V247L10 246ZM22 244V245H21ZM49 244V245H48ZM57 244V245H56ZM63 244V245H62ZM73 244V245H72ZM82 246V248H81V246ZM6 245V246H5ZM56 245V246H55ZM66 245V246H65ZM68 245V246H67ZM71 245H72V247H71ZM100 245V246H99ZM104 245V246H103ZM108 245V246H107ZM21 246H22V248H21ZM53 246V247H52ZM58 246V247H57ZM62 246V247H61ZM97 246V247H96ZM101 246H103L102 248H100ZM110 246V247H109ZM198 248H197V247ZM202 246V245H201ZM213 246V247H212ZM5 247V248H4ZM16 247V248H15ZM26 249H25V248ZM56 247V248H55ZM64 247V248H63ZM65 247H67V249H70L69 251H70V253H72L71 255H70V253H69V251L65 248ZM70 247V248H69ZM77 247H79V249L77 248ZM96 247V248H95ZM185 248V250H184V248ZM202 247V248H203ZM240 247V248H239ZM264 247V246H263ZM24 248V249H23ZM54 248V249H53ZM62 248V249H61ZM78 250H77V249ZM95 248V249H94ZM111 248V251L109 250ZM112 248H113V250H112ZM120 248V249H119ZM144 248H146V247H144ZM213 248V249H212ZM218 248V249H217ZM242 248V249H241ZM14 249L17 251H14ZM18 249V250H17ZM65 249V250H64ZM74 249V250H73ZM76 249V250H75ZM98 249H99V251H98ZM107 249H108V251H107ZM166 251H165V250ZM210 249H212V250H210ZM217 249V250H216ZM222 249V250H221ZM226 249V250H225ZM54 251V253H53V251ZM62 252H61V251ZM72 250V251H71ZM97 250V251H96ZM240 250V251H239ZM22 251H23V253H22ZM29 251V252H28ZM39 251V252H38ZM42 253H41V252ZM57 251V252H56ZM60 251V253L62 254H60V253H58ZM68 251V252H67ZM74 251V252H73ZM107 251V252H106ZM110 251V252H109ZM113 251V252H112ZM165 251V252H164ZM174 251V252H173ZM179 251V252H178ZM219 251H221L223 254H225L224 255V257H221L222 255L219 253ZM236 251V252H235ZM29 254H28V253ZM69 255V257L67 256V254ZM135 252L133 253V254H135ZM162 252V253H161ZM176 252V253H175ZM182 252V253H181ZM215 252H217V253H219L220 254V257L218 256H216V255H219V254H214ZM233 252V255L231 254ZM19 253H20V255H19ZM24 255H22V254ZM26 253V254H25ZM31 253H33V252H31ZM40 253H41V255H40ZM55 253H57V254H55ZM129 253V254H128ZM142 253H143V257H144V259H143V257H142ZM166 253V254H165ZM175 253V254H174ZM179 253V254H178ZM184 253V254H183ZM244 253V254H243ZM15 254H16V256H15ZM28 254V255H27ZM76 254V256H77V253H75ZM96 256H95V255ZM128 255V256H126V255ZM137 254V255H138ZM144 254H145V256H144ZM148 254V253H147ZM182 255V256H179V255ZM230 254H231V256H230ZM240 254V255H239ZM33 255H34V253H33ZM38 255H40V256H38ZM44 255H45V252H44ZM61 255V256H60ZM157 255V256H156ZM164 255V256H163ZM173 257H172V256ZM229 255V256H228ZM239 255V256H238ZM18 256V257H17ZM28 256V257H27ZM56 256H60L59 258L57 257L56 258ZM72 256V257H71ZM100 258H99V257ZM122 256V257H121ZM125 256H126V258L128 259V261H127V259H125ZM168 256V257H167ZM177 256V257H176ZM179 256V257H178ZM21 257V258H20ZM48 257H45V259L47 258L48 259ZM53 257H55V258H53ZM75 257V258H74ZM93 257H94V259H93ZM119 257H121V260H119ZM137 257V258H136ZM142 258V259H138V258ZM145 257H146V260H145ZM153 257V258H152ZM156 257V258H155ZM170 257V258H169ZM215 257V258H214ZM231 257V258H230ZM13 258V259H12ZM24 258V259H23ZM97 258V259H96ZM98 258H99V260H98ZM103 258V259H102ZM136 260H135V259ZM150 258V259H149ZM166 258H167V260H166ZM171 258H172V260H171ZM184 258V259H183ZM209 258V259H208ZM248 258H250V259H248ZM16 261H15V260ZM31 259V260H30ZM53 259H55V261L53 260ZM59 259V260H60ZM73 260L72 262L71 261H68V262H70V263H67V261H65V260ZM100 259H101V261H100ZM122 259H125L123 262H122ZM130 259V260H129ZM161 259V260H160ZM164 259V261L166 262H164V261H162ZM177 259V260H176ZM180 259V260H179ZM183 259V260H182ZM218 259H219V261H218ZM221 259V260H220ZM239 259H240V262H239ZM18 260V261H17ZM26 260H28V261H26ZM61 260V261H62ZM97 260V261H96ZM157 260H159V261H162V262H157ZM213 260V261H212ZM215 260V261H214ZM238 260V261H237ZM14 261H15V263H14ZM119 261H121V262H119ZM133 261V262H132ZM138 263H137V262ZM147 261V262H146ZM168 261V262H167ZM173 261V262H172ZM176 261V262H175ZM221 261H222V263H221ZM59 262V261H58ZM185 262V263H184ZM59 264H61V263H59ZM74 264H76V263H74ZM81 264V263H80ZM207 264V263H206ZM248 264V263H247Z\"/></svg>",
    "mask_w": 264,
    "mask_h": 264
}]
</instances>
